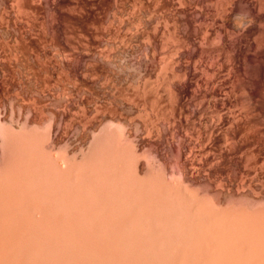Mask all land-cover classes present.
I'll use <instances>...</instances> for the list:
<instances>
[{
    "label": "bare ground",
    "instance_id": "obj_1",
    "mask_svg": "<svg viewBox=\"0 0 264 264\" xmlns=\"http://www.w3.org/2000/svg\"><path fill=\"white\" fill-rule=\"evenodd\" d=\"M70 1H72V0H0V244L2 245V246L0 245V252L3 253L2 251L4 249L7 250L8 248L10 250H11V248L14 249V251H12L14 253H12V252L6 253L4 251L5 253L0 254V263L2 262L1 264H5V263L7 264V262H8V264H10V263L14 264L16 262V264H17V261L19 260L18 261V264H24V263H21V262L29 261V259L27 260V256L28 255H25L26 256V259L24 260V258L21 259V256L22 255L20 254V253L23 252V249H24L23 247H22L23 249L20 248L21 246H24L23 243H22L24 241V239H25L24 237L26 235H28L27 230L25 229V226H23V225H25L27 223L29 224V225L27 224L28 227L29 226L32 227V225H33L34 226L33 228H35V229H32L31 228V230H34V232L33 231L32 232L34 233L35 236H37L36 233H38V236H39L40 233L38 232L39 230L37 229V228H39L38 227L39 225L37 226V224H38L37 222H36L37 224L35 223L36 224L35 225L34 224L35 221L40 222V224H42L43 227H44V232L42 233V236L43 235L44 236L46 235L49 238V241H51L52 239H54V240H52V243H51V242L47 241L48 239H46V236L45 237L43 236L44 239H45L44 240L43 237L40 234V236L42 237L41 240L43 239L42 241L44 242V245H43L42 241L40 240L41 241L40 243H42V246L40 245L41 246V248H40V246L37 244L39 242V240H38L39 237L37 238V240H38V241H36L37 243L32 242V241H34L35 236L33 237V233L31 232L32 233V241H31L32 243H29V245L32 244V247L34 248L33 250H36L37 249L38 250L37 252L39 254V251L41 252L43 250L42 247L45 246L46 248H48L49 243L51 244V246H54L55 244L58 243L57 245H55V246H58V249H55V248H53V247L50 246L51 248H49L47 250H51V249H53L51 251H54V250H58L59 251L60 250L59 252H61L60 254H62V256H63V258H62L58 254L60 256V261H59L58 256H55L54 255L55 257L58 258L59 264H60V262H62L63 259H64L63 260L64 262H65V260L67 261L68 258H66V256L68 257V254L67 253H69V250L68 249L66 250V247L70 246V243L71 242H72L71 244H72L73 247H74V244H75V243H73L74 241H71V242L68 241V239L69 240H72L71 238L68 237V234L70 235L71 231H72V233H71L72 235H74L76 233V231L75 230L73 231V228H70V227H74V229H76V227H77L76 230H78V229L80 230L81 228L83 229V227H81V226H84V224L87 225V223H88V224L91 225V222L90 221L87 222L88 220H85L84 219V221L86 222L85 223L82 220L83 219V216H81V215L84 214V213L86 214L85 211L87 210L86 209L85 211H83L85 209V207L86 208L88 206L91 207V208H89L90 209L89 214L87 213V215H89V216L86 215V217H85V218L88 217L87 219H89L90 217H93V216H90V212L91 211H92L91 214L93 215V212H94V208L93 207H96L98 209L97 211L101 212L102 215H103V213H107L112 208V210L109 211V212H113L114 210L115 211L113 213H111V214H108L109 217L112 216V214H113V216L118 217L117 215L119 214V211H121V209H120V207H119L118 204H120V203L123 204L121 206L122 209L126 205H128L127 202H129L130 205H132V201L134 199L132 198L133 195L131 193L134 192L136 194V192L138 191L137 195L136 196H133V197L135 198L137 196H141L140 197L141 200L137 197L138 198L137 200L138 201L140 200V201L138 202V201L135 200L133 203H135V204L136 203H142V205H144V204L146 205V202L149 200L150 202L148 201L147 202V205H148V203H149V205L150 204H153L151 206L148 205L149 207H147V205L146 206L144 205L145 207H147V209L144 206H142L143 207V211H144V209H145V211L146 210H149L148 208H150L152 206H154L155 208H156V206H159L160 209H162V210H158L161 214H162L163 211L165 212V210H167L169 212V215L171 214L170 217L171 216L172 217L173 216L174 217H179L180 216V218H181V216H182V219L179 218V220H178L179 221V225L181 223H183L184 221H189L190 222V223H187L186 224V225L189 226V229L186 226L187 227V230L186 229L185 230H186V235L188 234L187 235L188 236L187 237V239H188L187 240V243L188 244L190 242V239L189 238H192L191 239V242L192 243H190L191 245L189 244L192 247L190 248L187 244H185L186 243V241H185L186 240L185 239L186 237H183L184 240H182V239L179 240L178 239L179 236H177V235L174 236V237L176 239H178L179 243L181 241L182 244H183V241H185L184 242V245L180 246V244H181L180 243L178 245L179 247L177 245L176 246H173V244H175V242L177 240L175 241V239L171 238V236L173 235V232L172 231H175L174 229H178L179 231L178 230L177 231L179 233H180V230H181L182 235H183V233L185 234V232H183V231H185L183 229L184 225L181 224L182 225V229H180L181 228L180 227L181 225L179 226L178 223H177L178 221L175 219L174 221L177 224L175 223L173 225L174 226V229H171V232L172 233L169 232V231H167V232H169L171 234H168L169 236H167V234H166V239L167 240H165V238H164V240L167 241V242L168 241H171L173 239L172 240V242H173L172 245H171L170 242L169 243H166V245H168V247H171V248L173 247V249L168 248L167 246H166L167 248H163L162 249V246L163 247L165 246V245H163L164 243L160 247L157 242H159L160 240L164 242L163 237L161 239V238H159V236H161L160 234H162L163 231H166L169 228H166V226H165V229L166 230H163V228H160L159 225H161L160 223H164L163 220H165V218H166L165 216H168V220H169L170 219L169 218V215L168 214L166 215L164 213L165 215L163 214V220H161V222H160V218L159 217L161 215L159 213H157V214L160 215V216L158 215L159 216L158 217L159 218V222H158L157 221L158 220L157 218H155V219L152 218V217H156L157 216V215H155L156 213L154 211H156V212H158V211L155 210V209L152 211V209L150 208L151 209L150 211L154 212L153 213V216L151 217V219H153V222L155 221V222L159 223V225L157 223H156V225L159 226V227L157 226L158 228L162 229L161 230L162 233H161L159 231L160 229H156L155 228V224H154V229H156L160 233L159 234L158 232H155L156 230H154L152 228L153 231L155 233H157L156 235L159 234V236H156L154 234V232L152 231V229H151V226L152 225L149 224L152 220L148 219L149 223L148 224L147 223L145 224L146 221L144 219L145 216H146V220H147V217H148L147 215L150 214L149 216H151V213L152 212L151 213H148L149 211L148 212H145L144 211L146 213V215L143 212L142 213V217L143 218L141 217L142 219H140L139 216L141 215L140 212L142 211V207L140 206L141 204L139 205L140 211H138L139 209L137 208L138 207L137 206L138 204L135 205V206H137L136 207L137 209L134 208L135 206L132 207L134 205L133 204L132 206H130V208L132 207V209L137 210V211H135V213L136 212H139V215H137V217H136V214H138V213H136V214L134 213L135 215H133V216H135V219L136 218L138 220L140 219L139 220L140 222H143L141 220H144V222L142 224H145L147 226L150 225V227H148V229L149 230L151 229V231L153 232L152 235H151V234H149L150 232H145L147 230L146 229L147 227H145V228L142 227L145 230L142 229V228L140 230L138 228V230H139L138 233L140 231L142 233V231L144 230V232L141 235V239L140 238H138V239L139 240H142L143 235H145V233H147V234H149V236L146 234L144 237L147 238V237H150V235H151L152 238H155L156 237L155 238L156 241H157V238H158L159 241H157V242L154 241V242H156L157 245L156 244H152V242L147 243V245L139 244L138 245V248L140 247V249L137 248L138 251H136L135 253L133 252L132 249H130L131 244H132V247L134 246L133 244H137L136 243L137 241H134V239L135 240H138V239L131 235V234H133V232L135 230H136L135 233H137V229H135L133 231V230H131V229H134L132 225H131L132 227H130L131 228L130 229V228H127V225L125 226V225H121V224H125L124 222H127V224H128V221L129 222L131 221L130 223H133L132 220H135V219H134V217H132L133 219L131 218L132 213H131L130 210H132V209H129V210L127 209V212L129 211L128 212V216H127V212H126V216L127 217H125V213L122 214V212H125V210H123V211L120 212V214H122V215H120V214L119 215L121 217L124 216L127 219V220L125 219L126 221H123V222H122V220H120V217L119 218H115V217L112 216V218H108V217L106 218V216H108L107 214H104L106 216L103 215L105 217V220L107 219V222L106 221L105 222L104 221H101L102 218H103L102 215H99L98 214L99 212H96V214H98L100 216V217H98V218H100V221L103 224L105 223L104 225H106V226L107 225L110 226L111 224H113V222L115 223L117 221V219H118L119 221L115 223L116 225H113L114 228H115V226H117L118 228H119V226H121V228L125 226L127 229H130L131 231L130 230L127 231L124 228L127 231L126 233H128L129 236H124L125 233H121V234H124L122 236H124L125 238L126 237L134 238L133 241L135 242V243L134 242L131 243L132 241L127 240V242H129V245L130 246H128L127 244H123V250H121V251H124L125 250L124 251L125 253H128V250H129V253L130 254L128 253V255L131 258L134 257V260L130 259V257L126 258L127 259L126 260L125 257H127L128 255L127 254H124L123 252L122 253L120 252L121 255H122L120 257V255L117 254V253L120 251V250L118 251V249H122V248L119 247V245L121 246V244H122L120 242V240H121L120 238L122 236H119L118 237L120 240H116L118 238L115 237L114 235H115V232L117 231L116 230L117 228H115L114 235H113L112 232H113V229L114 228H113L112 225L111 226H112L113 229H112V232H111L112 234H111L110 233V231H111L110 227L111 226L109 227V230L108 229H103L101 227H103L104 225L100 221H98L97 224L102 225L100 227L98 225V229L97 230L98 231H101V233L100 232L99 233L102 234V230H103V233L105 235V232L104 231L106 230V232L107 231L109 232V233L107 232L106 234H110L111 236L113 235L116 239L114 237H112V238L115 239L116 242L118 241L117 242L118 246L115 244L116 242L114 241L115 243H113V244H115V245H112L111 244L112 247L111 246H109V247H111L112 249L113 248L115 249V248H118L119 247L116 251L115 250H110L109 247H108L109 251L108 250L106 251V249H105V251L104 250H99V251H101V255L99 254L100 258L106 252V255L108 254L107 257L109 259L110 258V255H111V252H112V254H113V255H111L112 257H117L116 255H118V257H120V259L122 258L121 259L122 261H120L118 257H117L118 260H117V258H115L117 260V262L119 261V263H117V264H123V263H120V262H123V260H124L125 263H128L129 264L130 262H128V259H130L129 261H133L134 263H136L137 261L135 262V260L136 259H139L138 256H141V258H143L142 255H144V254H142V253H145L144 258H143L145 260V257H147L146 256V253H149V250H148L147 246H148V244H152V246L154 245V247L157 246L156 248H158V246H159V248H158L159 251L162 249L163 252H167V253L169 252L170 249H171L170 253H172V251L178 247L179 248L178 250L181 253H182V251L186 252V255H185L184 252H183L184 255L180 253V255H183L182 257H184V256L185 257L186 256H190V253H191V255H192V253L193 254L194 253H198L197 258H196L197 259V262L198 261L200 262L202 260V258H203L202 262L205 263L204 262V259L206 261V259L209 257V255H211V256L214 257V259H211L212 257L210 256L211 258L210 259L209 258L207 259V261H210V262L205 263V264H264V206H262V205L259 206V204H258L257 205V208H254L256 206V205H254V207L251 210V209H249L250 207H246V206L244 207L243 203L239 207L237 205L238 203H236V206L237 207L235 209H233L232 212L230 211V213H227V209H225V208L227 206L229 207L231 205V203H228L227 201H228V199L231 196L232 197L233 196H235V197H238L239 196L240 191H238L239 190L238 188H240V187H238V186H240V185L237 184L238 181H237L236 178H234V176H233V178H234V180L235 179L236 180L235 181H231V182H233V184H234V182L237 181L236 184L238 185L237 186L238 188L236 187V189H235L233 185L228 184L229 182L227 183V180H226V178L224 176L225 173H224V169H223L225 166H223V168L221 166V165H225V164H221L219 162L221 164L220 165L221 168L223 169L222 170L220 168V166H218L219 165L218 162H216V164H218L217 166L219 167V169H221L220 171H217V168L216 169L214 168L215 165L214 166L211 165V164L209 165V163L207 164V162L206 163L204 162L207 159H204V161H202L203 163L202 162H199V161H195L196 163H194V161H193L194 159L191 160L190 159L191 155L189 154L190 151H191V153L194 152V151H192L193 148L192 147H189L191 149L189 150V152H187V149H189V148H186L185 145H182L183 147L181 146L182 147L181 148V147L177 146V144L175 142V136L174 135L176 133H178V132L175 130L176 127L174 126L175 124L173 123V122L177 123L176 121H174L175 120V117L174 116H173V119L174 120L173 119L171 120L173 122H170V123H173L174 124L172 127H175V128L172 129V130H175L176 131V132L174 131L175 134L171 131V129H167V127H165L166 129L163 128V127L162 128L157 127V129L154 130L153 135L151 134L152 136H146L144 134L145 132L143 133L144 135L141 134L140 129H139L140 133L138 131H135V130L132 131V127L134 126L135 123L138 122V121L137 122H134L135 121L134 120V116L136 115L135 116V118H136V117H138L137 114L139 115L140 113H142L141 103L139 101L133 102L134 100L137 99V98L136 99H133L134 97L132 98V101H131V99H129L130 96H128V98H127V96H125V92H124V95L121 93L119 95V97H113V99H112L111 98L112 95L107 96L106 93L103 92L101 88L99 89V87L97 86V82L96 81L98 80V78L95 77V78H97V80H96L93 76H97L98 74H107L108 76H112L113 77V73H114V71L116 72V70H115V68L111 67V65L112 66H113V64L115 65V62L118 63V59H120L121 54H124L126 56L125 57L126 60L123 59L124 56L121 57V61H122V59L124 61H126V62L123 63V64H125V66L124 65L123 66L121 65L123 67L122 70H124V69L126 70L127 68L128 69L130 68L129 69L130 72H131V70L133 72V69H135V71L137 72L136 74H138V76H139L138 78L139 79H142V81H143L144 78L146 79V77H148V75H150L152 72H154L153 70H154L155 64H154V61L151 60V59H152V57L154 59L157 56V54H155L153 52L154 54H152V57L150 59V56L151 55L149 54V52H150V49H152L151 51H155L156 48H159L160 46H162L161 44H163V42L161 43V41H164V40H162V39H164L162 34H161V38L159 37L161 32H160V30L159 31L157 30L159 28V26L157 24L156 25L158 27L156 28V31H154V29H152L153 32H150V33H152V35L149 34V37L152 36L151 38H153L152 39L153 42H151V40H150L151 38H149L150 43H148V46H150L149 44L153 43V45L151 44L153 47H150V48L149 47L148 48L146 47V49H144L145 51L143 53L142 52L140 53V51H142V49H140V50L139 49L138 50L137 49L133 50V48H132L133 46L130 45L133 39H131L130 36H129V38L127 40H125V41L123 40L124 41L123 43H125V45L123 46V51L120 50V49H116L118 51V53L116 52V54H115V52H113L114 55L111 54L112 56H115V58H117L116 61H115L114 57L112 58L115 61L114 63L112 62L113 64H109L108 61L110 59L107 61V59L110 58V55L108 56V55H105L106 53L104 54V53H100L98 51H97L98 53H95L96 51H93L92 48L91 49H88V50L86 49L87 52L86 51H83L84 53H82V54L78 53V54H80V57H79V60L78 61L76 60L77 62L76 61H74V63H71V62L68 63L67 62L68 63V69H69L68 70L69 71V74L68 75L70 77H72L73 79H75L77 82L80 83V85L79 86H76V88L74 86L75 91L73 90V92L70 93L71 95H74V93H75V96L76 97H72V98L69 97L70 98L69 99L67 97L68 94H66L67 93V91H66L67 88H65V86L60 88V87H58L59 85L58 86L57 85L56 86L53 85V87H52L53 89H52L50 87V85H47V83L45 81V78H43V72H44L45 69H47V66L48 65H46V66L44 65V64H46V62L43 63V64H39L37 62L38 65H36L35 63H32V61L36 59V58L33 59V57L36 54H39L40 55V53H42V46L44 48L43 42L47 38H49V36H52L53 39H55L57 41V43H61L62 41L64 42V40H62V37H63L62 35L65 33V29L63 27L64 24L62 23V20L63 19L61 20V18H63L64 11H62L61 8H63V7H61V6L62 5H66L67 6L68 3H70ZM83 1H86L87 6L89 5V3L92 2V0H91V2H89L90 0H83ZM102 1L101 2L99 1V2L102 3ZM155 1H157V0H155ZM113 2H114L113 3L114 4L113 5L114 6L113 8L117 11V14L115 13L116 15L122 14V13H124V14L127 13V11H126L127 8L126 7L128 6L130 0H114ZM159 2H161V0H159ZM83 3H85V2H83ZM83 3H81V4L83 5ZM95 3H97V1H95L93 4L95 5ZM156 3L158 4V2H156ZM94 5L91 6L92 7V10L95 9L96 6H97V5L96 6H94ZM160 5H162L163 8L165 7L164 10H163V12L165 11L166 8L168 10H170V12L171 11L173 12V13L171 12L173 15L170 12L169 13L171 14V16H173L172 25L174 24L173 25L174 28H173V32L171 31V28H170V30H169L170 31L169 33L170 34H169V37H167L169 39V41L166 40V42L167 41L168 42H171L170 46L176 52V53H174V52L173 53L176 55L178 64L177 63H174L176 60H174V62H173V61H171L169 59L168 61L173 62L174 65L177 64L178 65V69L177 70L179 71V73L176 72V73H178V75L176 74V76H175V72H172L176 78H174V76L172 75L173 78H171V80L172 79H174V80H172V82L170 83V86H169V88H171L170 89L171 91L169 90L170 93H171V97L173 96L174 98L173 97L172 98H173V100H175V102L172 103L173 105L172 104L170 105V107L171 106L174 107L173 108L174 110L172 109V107L170 109V110L174 111L173 114L171 113L172 115H175V114H179V115L186 114L187 115L186 118H185V116H183V117L185 119H187L188 118V114H190V113H193L194 114V110L191 111V109L196 108L195 106H197V105L196 104H193V106L194 105L195 106L193 108H191L190 105L192 103L190 102L191 104H188L189 103L188 101H192L191 99L196 100V102L199 101V100H197V99H199V98H197L199 94L196 95L199 92L196 91L197 88L194 91V88H193L194 87L193 86L194 82L193 81H195V84L202 83L203 82L202 84L203 85L204 84H207L208 87H210L213 83L216 84V85H214L215 87L218 85L216 88L214 86H212L215 89L212 88V87H210V89H212L211 92L208 91V90H206L207 88L204 89V90L202 89V90L204 92H206L207 96L208 95H211L212 96L211 98H213V97H214V99L217 98V99H219L218 101H220V99H221L220 102H222V100H223L224 101V102H222V105H223L224 103L226 104V101L227 102L229 101V100H227L228 99L227 96H229V94L232 95V93H234L233 91H238V90L241 89L240 86L242 84L244 85V82H245V78L244 77L241 78V77L242 76H245L247 78V80H248V82H249L250 85L248 84L249 87L247 86L248 87L247 88L248 89L247 94L244 92V91H246V90H244L246 88V86L245 85H244L245 87L242 86V87H244V88H242L244 91H242V90H240V91H242L243 93H245L244 96L240 97L241 96L240 93H239L240 91L239 92H236V93H238V95H240L239 97L241 98L240 99V98L237 97L238 100L240 99L239 101H237L238 102L237 104H239L240 101H242V102L244 101L245 102L244 99H247L245 97H246V95L248 96V94L250 95L249 96L250 98L251 97L252 98L253 97L255 98V99L253 98L254 101L256 99H259L260 97L264 99V97H262V95L264 94V0H162V3L161 4L159 3L158 6H160ZM69 6H70V4L68 5V8H69ZM93 6L95 8H93ZM99 6L101 7V5H99ZM82 7H84V6H82ZM91 7H89V8H91ZM132 7H134V6H132ZM68 8H66V9H68ZM86 8L87 7L83 8L84 11L86 10ZM66 9H63V10L66 11ZM167 9H166V11H167ZM75 10H76V8H75ZM87 10H89V9H87ZM125 11H126V13H125ZM209 11L213 12V14H210L211 12L209 13ZM86 12H85L84 15L87 16V14H89V13L88 12L86 13ZM90 14L93 15L92 13H90ZM90 14H89V16H91ZM94 15L92 17H94ZM96 15H98V14H96ZM108 15H109V13H108ZM111 15H112V13H111ZM210 15H213V17H214L211 20L213 23L210 22V20H209ZM64 16H66V15H64ZM124 17H125V15H124ZM89 18H91V17H89ZM169 18H170V16H169ZM64 19H66V18H64ZM110 19H112V18H110ZM41 20H42V22H41L42 24L47 21V23L49 25L46 28H48L49 30L47 29L48 31L47 30L45 31L43 29L44 30V31L42 30L43 31V34H37L38 27H41L40 26L41 25L40 24V21ZM85 20L87 21V18ZM168 20H171V19H168ZM115 22H116V20H115ZM207 22L208 23H211L213 25H216V27H218V29H219V30H216V35H218L217 36L218 47H215V45H214V44L217 45V43H216L217 40H214L216 38H215V36H213V38H214L213 39L214 40V44H213V46H212L211 43L208 44L209 46L211 45L209 47V50H213V51L214 50L215 51L218 50L215 53L218 55V52H219V53H221V54H223L225 56L224 57L222 55L224 58H226V62L224 61L225 64L223 66V63L224 62H221L220 61V60H222L221 57H220L221 54H220V56H218V58H220L219 61L222 63V66H220V67H219V62H218L217 58L215 59L216 61L215 60H214V62L212 61V63H215V62L217 63L218 62L217 63L218 66H217V64L216 65L214 64L217 67L216 68L213 67V69L211 70V71L214 72V75H213L214 76V79L212 77L213 80H210L211 78L208 77V75L210 76L212 73L211 74L210 73L208 74L209 68L206 67L209 64L207 61H211L212 60V58H210V60H209L207 58V56L205 57V55H207L209 53V52L206 53L208 51L207 50L208 47L205 49L207 51L203 53V50L200 52V50L202 49V47L200 48V45H198L199 48H200V50H199L198 47H197V45H196L197 42H199V39H202L200 37L205 36L204 35V32L205 31H203V27L200 26L199 23H201V25H204L205 26V23H207ZM155 23H157V22H155ZM211 24L209 26L210 28L213 27V25L211 26ZM103 25L105 26L106 24L103 23ZM206 25H209V24H206ZM120 26H123V25H120ZM201 27H202V29H201ZM209 27L208 26H205L204 29L206 28L207 29L206 31L208 32V30H210ZM165 28H168L169 29V27H166V26H165ZM214 28H215V26H214ZM39 30H41V29H39ZM120 30H121V27L120 28L118 27L117 28V33H120L121 32ZM123 30H124V27H123ZM213 31H214V29H213ZM217 31H219V33ZM212 32H209V33L211 35L215 34V32L213 34H212ZM66 34H67V32H66ZM208 34L205 37V38H207V40H208V37H207ZM256 36L258 38L260 37V41H258V39H256L257 38ZM123 38H125V37H123ZM205 38L203 40H205ZM121 39H122V37H121ZM203 40H201V42ZM206 41H204V42H206ZM46 42H47V40H46ZM147 42H148V40H147ZM206 43H209V41L206 42ZM199 44H201V43L199 42ZM104 45L106 47V44H104ZM104 45H103V47H104ZM121 45H123V44H121ZM163 45L166 46L165 44H163ZM203 45L205 46V43ZM60 46H62V45H60ZM168 46H169V44H168ZM194 46H196L197 48L196 47L195 48L198 49L199 52L204 55L203 56V55H201L199 53L197 54V55H200L203 58V59L201 58V60H202V61L200 60L201 62L194 61V59L196 57L194 59L191 58V59H193L194 63H197V64H195L196 65L195 67H193L194 65H190L189 64L190 62L189 63H186L185 62V59H187V60L189 59L190 60V57H188V56H192L191 51L193 50ZM53 47H54V45H53ZM96 47H99V46H96ZM116 47H117V45H116ZM213 47H215V48H213ZM134 48H135V46H134ZM109 49L110 50L112 49L111 46H110ZM164 49L165 48H162V51H165L166 50V49L165 50ZM46 50L44 48V52ZM101 50L102 49H100V51ZM156 50H158V49H156ZM198 50H197V52H198ZM195 52L196 51L194 50V52H192V53H195ZM60 53H62V52H60ZM215 53H213V54H215ZM48 54H50V53H48ZM174 54H172V55H174ZM213 54H211V55H213ZM216 54L213 55L214 58L216 57ZM71 55H72V53H71ZM175 55H174V57H175ZM194 56H196V54H194ZM200 56H198V57L200 58ZM38 57H40V56H38ZM68 57H70V56H68ZM71 57H73V56H71ZM174 57L172 56L170 58L173 60ZM48 58H50V57H48ZM48 58L46 59V57H45L44 59L48 60ZM199 58H197V59H199ZM206 58L208 60H206ZM58 59H60V58L58 57ZM204 59L206 60V62H204L205 61ZM40 61H43V59H41ZM155 61H156V59H155ZM249 61H252L253 63H257L258 67H257V65H255V66L258 68V75L256 73L257 70H251L252 68L253 69L255 68L254 66H252L253 64L251 65L252 68L251 67H250L251 69L249 68V66H250V64H248ZM33 62H35V61H33ZM160 63H158V64H160ZM192 63L193 62H191V64ZM205 63H208V64L205 65ZM61 64H62V62H61ZM108 64L110 65V68H108V69H110V71H111V69L113 68V70H114L113 72H111L112 75L109 74L110 72L107 70V67L109 66ZM168 64L169 65L167 66V63L166 64L164 63V65H166L167 67H169L170 66V63H168ZM211 64H209L210 67H212ZM56 65H57V63H56ZM172 65H171V67H172V70L174 71V69H175L174 67L175 66L173 65L174 66L173 67ZM48 67H51V69L54 68V67H52V64L49 65ZM120 67L118 68V70L119 69L121 70ZM202 67H206V69L208 68V70H205V69H202L201 70L200 69L201 72H203L204 74L203 73H199L200 70H198L199 68H202ZM247 67H248V69H247ZM64 68H66V67L64 66ZM164 68H165V66H164ZM116 69H117V67H116ZM118 70H117V72L119 73L120 71H118ZM203 70H205V71H203ZM225 70L227 71V74L224 73V72H226ZM249 70L255 71L254 73H256V75H257V77H259V79L257 77H255L256 75H254V80L256 79L254 81L252 79L253 76H250L251 74H249V72H247ZM135 71H134V73H135ZM46 72L47 71H45V74H46ZM122 72L120 73L121 75H122ZM246 72H247V74L251 78L246 74ZM205 73L208 74V75L207 74L206 75H207L208 78H210L209 80H208V78L203 79L204 78L203 75H205ZM251 73H253V72H251ZM48 74H49V72H48ZM120 74H118V75H120ZM128 74L126 76H128V77L131 76V75H128ZM158 74H159V72L157 73V76H158ZM167 74H168V72H167ZM201 74H203V75H201ZM114 75H115V73H114ZM152 75L150 77H152ZM206 75H205V77H206ZM98 77H99V75H98ZM116 77L117 78L118 77L120 78L121 76H117L116 75ZM238 77L240 78L239 81H238ZM60 78H62V77H60ZM109 78H111V77H109ZM126 78L123 79V81L124 80L125 81H128L129 80V78H127L128 80H126ZM163 78H165V77H163ZM241 80L243 81V83L241 82ZM34 81H35V83H38V85H39L38 87L40 88V90H36L38 93L37 92H36L37 94L35 93L37 95L36 97H38L37 99H35L36 97L35 98H33V97L29 98L28 97V96H32V95L34 96V92H32V91H35V89L37 88L36 87L34 90L32 89V88L35 87L34 86L35 84H32ZM119 81H122V78ZM236 81H238L236 83V86H237L238 83H240V85L237 86V90L236 89L234 90V86H235V82ZM70 82H72V80ZM169 82H170V80H169ZM48 83H50V82H48ZM107 83H109V82H107ZM117 83H118V81H117ZM122 83L125 84L126 82L125 83L122 82ZM136 83H137V80H136V82L134 84H136ZM132 84H133V82H132ZM230 84L231 85L233 84L234 86H231ZM71 85L72 84H70V86ZM73 85H78V84H76L75 81H74V84ZM68 86H66V87H68ZM135 86H137V84ZM160 86H162V85L160 84ZM203 87H206V85L203 86ZM165 88H166V86H165ZM198 88H200V90H201V87L200 86H198ZM68 89H70V88H68ZM53 90H56V94H58V95H54V93L52 92ZM197 90H199V89H197ZM68 92H70V91H68ZM195 92H197V93L195 94ZM200 93H201L200 94L201 96L202 95L205 96L204 95L205 93L202 94L201 91H200ZM157 95H155V96H157ZM200 95H199V97L201 98ZM233 95H232V97H229V99L230 98H233ZM113 96H116V95H113ZM141 96H142V94H141ZM207 96H205L206 98L205 97L204 98L207 99ZM235 96H234V98L237 100V98ZM55 97H56V100L54 101ZM225 97H227V99ZM52 98H54V99L51 100ZM242 98H244V99H242ZM8 99L11 100V102L9 103V105L5 103V101L8 100ZM217 99H215V100H217ZM251 99L249 100V98H248L247 101L252 102L253 99L252 100ZM50 100L51 101H54L56 103H55V107H54L55 109L52 112L51 117L48 118V117H45V116H47V114L44 116V111H46L45 110L46 108L44 109L43 108L44 107L43 105L46 104ZM159 100L161 101V99H159ZM200 100H203V98L200 99ZM215 100L213 101V104H214ZM91 101H96L97 104H98V102L100 104L103 103L104 105L109 106L112 111L110 113L104 112L106 114H102L101 116L99 115V116H95V117L93 116L94 118H92V119L91 118L90 119L88 118V120H85V122H84V127H85L84 128V131H88V130L91 129L92 130V134H91L92 137H91L90 140H88L89 142L86 141L87 144H89V145H87L89 147V149H85L86 150L85 151L86 152V155H83L84 157L83 156L81 157V158H84V159L83 160H77L78 159V156H80L79 155L80 153L77 150H75L76 152H78L77 153L78 154L77 158H76V153H75L74 150L73 151H74L75 154L73 152L70 153L71 151L68 152L69 151V148H72V147H68L67 146L69 144V143H67L69 141L68 140L69 139V131H68L69 130V123H68L69 120H68V114L79 103H81L82 106H85L86 107L88 104H91L90 103ZM232 101H233L234 104H236L234 100H231V102ZM247 101L245 102V104L243 103L245 106H243V104H241L242 102L239 105H242L243 107H247L248 106V105H246L248 103ZM36 102H38V103L41 102V104H42L43 107L42 106H40V107L42 109L41 108L39 109V108L35 107V105L37 104ZM258 102H259V100H258ZM200 103H201V101H200ZM202 103H203V101H202ZM204 103H205V101H204ZM261 103L264 104V100ZM261 103H259V104H261ZM206 104H209V103L207 102ZM211 104L208 105L209 107L205 106V108L207 107L206 108V111H207L208 108H210ZM227 104L229 105V103H227ZM227 104L225 105L226 107L225 106H220V104H218V102L214 105V107H216L215 109L217 111L220 109V111H218L220 113H218V112L216 113V115L219 114V116H217V117H219V121L216 118V116H214L216 118V120L218 122H220V123H218L216 120H213V119L212 120L213 121H216L219 125H221L222 122L224 123V122H226L228 120L227 119L228 114H226L228 112H226V113L224 112V111H226L225 108L228 107ZM251 104L253 106H255V102H254V104L253 103H250V105ZM256 104H257V102H256ZM259 104L257 105V107H254L253 109H255V108L256 109H258V108L261 109L262 107H264L263 104L260 105L261 107L259 106ZM200 105H198L199 106V109H200V107H202V104H200ZM239 105H237V107ZM252 105H251V107H252ZM37 106H39V104ZM78 106H80V105H78ZM237 107H235L236 108V111H238ZM251 107H249L250 110L252 109ZM229 108L230 107H228V110L231 109V108L230 109ZM233 108L231 109L232 111H230V112H233ZM249 108H246V110H247L246 111L244 108H242L240 106V110H242V112L244 111L245 113L248 112V109ZM81 109H83V108H81ZM81 109H79V110H81ZM150 109H151V106H150ZM203 109H204V106H203ZM85 110H87V109H85ZM170 110H168V113L170 112ZM216 110H214V111L216 112ZM250 110H249V112H250ZM261 110H263V108ZM203 111H205V109L202 110V112ZM209 111H207L206 114H208ZM214 111L212 112V114L214 113ZM256 111L255 112L258 113L257 116H259V112L260 111L259 110H256ZM47 112H49L48 109H47ZM255 112H253V113L256 116V113ZM74 113H75V111H74ZM94 113H95V111H94ZM168 113H167V115L170 116L171 114L169 113L170 114L169 115ZM195 113H196V111H195ZM49 114H48V116H49ZM91 114L93 115L92 112H91ZM161 114H163V113H161ZM203 114H204V112L202 113V115ZM212 114H209V115H211V117L214 118L213 115H215V113L213 115ZM234 114H235V112H234ZM238 114H239V112H238ZM246 114H244V115L246 116ZM254 114H251V115L254 116ZM167 115H165V116H167ZM199 115H200V117L202 116L201 114H199ZM209 115H208V117H210ZM230 115H233V114L230 113ZM240 115H238V116L236 115L237 116L236 119L239 120L241 118V116H242V115L241 116ZM261 115H262V113H261ZM261 115H260L261 120H260V117H259V120H260V122L262 121L261 122L262 124L261 123H258L259 126L263 125V123H264L263 122L264 119H262L264 117L263 116L264 114L262 115L263 117ZM73 116H74V114H73ZM189 116L191 117V115H189ZM239 116H240V118H239ZM245 116H243V117H245ZM247 116H246V120H247L246 122H249V120H250V122H252V121H254V119L256 120V118H257V116H256V118H255V116L253 118H249ZM192 117H193V115H192ZM196 117H199V116H195V118ZM233 117L235 118V116H232V118ZM202 118H201V120H202ZM204 118H203V121H204ZM137 119H139V118H137ZM176 119H178V118H176ZM233 119H232V125H230L231 129L229 127V130H231L232 133L228 132V135L229 134H232L231 135L232 137H234V136L237 135L236 133H238V131H240L239 128L241 127V125H240V127L237 128L238 131H235L234 128L239 126L238 125L239 122L236 119H235V121H236L235 122ZM251 119H252V121H251ZM188 120H191V119H188ZM188 120H186L187 121V124H188ZM196 120H197V118H196ZM209 120L212 121L211 119H209ZM240 120H242V119H240ZM243 120H245V119L243 118ZM259 120L257 122H259ZM193 121H195V120H193ZM198 121H199V119H198ZM208 121H204V123L205 122H208ZM213 121H212V123L214 124L215 122H213ZM146 122H147V120H146ZM184 122H182V123H184ZM182 123L180 122L179 124H182ZM208 123L210 124V122H208ZM242 123L243 122H241L239 124H242ZM224 124H227V125L228 124H231V120L229 119L228 123H224ZM256 124L257 123L254 121V123L252 125L256 126ZM258 124H257V126H258ZM123 125L126 127V129H123V128H125V127H123ZM171 125L169 124L168 126L171 127ZM177 125H178V123H177ZM185 125L186 124H183V126H185ZM136 126H135V128H136ZM187 126L189 127L190 124H188ZM201 126H203V125H201ZM223 126H221V127H223ZM208 127L209 126H207V129H209ZM218 127L219 126H217V129H218ZM224 127H223V129H225ZM261 127H264V126H261ZM135 128H133V129H135ZM212 128H213V126H212ZM212 128L210 126V130H214ZM214 128H216V127L214 126ZM243 128H244V126H243ZM243 128H241V129L243 130ZM78 129H80V128H78ZM73 130H74V128H73ZM219 130H221V128ZM219 130H217V131L219 132ZM242 130H241V132H242ZM262 130H264V128H261V132H264ZM205 131H206V129H205ZM217 131H216V133H218ZM179 132H180V130H179ZM206 132H204L205 135H206ZM210 132L212 133V131H210ZM222 132L221 133H218V135L221 134V137L220 138H222V135H223V138H224L223 140H225V138H226V141L227 142H228V140L230 138L232 139V137H230V135H229V137H227L228 135H226V133H224V132L222 134ZM181 133H183V132H181ZM211 133H208V134H211ZM70 134L72 135V133H70ZM233 134H234V136H233ZM239 134H243V133H240L239 132ZM239 134H238V136H239ZM212 135L213 134H211V136ZM215 135H217V134H215ZM224 135H226V136H224ZM85 136H84V138L87 139V136L86 137ZM176 136H178V134ZM183 136H185V135H182V138L180 136L179 137L181 138L182 141H187V140H185V139H187V136H186V138L184 140H183V138H184ZM206 136H203V137L205 138ZM208 137H210V136H208ZM212 137H214V135ZM220 138L218 136V138L215 137L214 140L217 141V142H219L221 144V143H223L222 142L223 140L222 139L220 140ZM234 138L231 141H236V140H234ZM208 139H206V143L204 142L205 144L211 143V140L207 142ZM238 139L240 140V136H239ZM73 140H74V138H73ZM189 140H188V142L191 144V142H190L191 140L190 141ZM178 141H179V139H178ZM204 141H205V139H204ZM226 141H224V142H226ZM237 142H238V140H237ZM239 142L241 143V141H239ZM228 143H230V142H228ZM190 144H189V146H190ZM217 144H214V145H217ZM227 144L225 143V145H227ZM178 145H181V144H178ZM207 145H206V147H207ZM214 145L212 146L214 150H219L220 149L218 147H217L218 148L217 149L216 146L214 147ZM235 145H238V144H235ZM235 145L234 144L233 145H230L229 144L227 146L228 147L229 146H232L233 148H235L234 147ZM81 146H80V148H81ZM239 146H241V144H239ZM66 147H68V148H66ZM75 147H77V146H75ZM195 147L196 148H194V150L197 149V146H195ZM206 147L203 148L204 150H202V151H204V152L207 151V153H208V150H210L212 147H210L209 145H208L207 149H206ZM209 147H210V149H208ZM224 147H225V149H224ZM228 147H227V150H226V146H222V149H223V151L225 150L227 152H228V150H230L231 153L230 152L229 153L231 155H232V152L233 151L236 152V151H239L238 149H240L237 146L238 148H237L236 151L235 150L231 151V148L232 147L231 148L230 147L228 148ZM67 149H68V151H67ZM213 149H212V151H213ZM81 150H83V149H81ZM87 151H88V154H87ZM212 151L210 150V152H211L210 154H212ZM220 151H221V149H220ZM146 152H149V154L152 153L153 155H155L159 159V161L161 160L164 163L167 161V159L169 158V156L172 157V155L175 154L173 156H176L175 158H177L178 161H179V163H180V164H178V167H179V165L181 167L180 171H179V168H180L179 167L176 171H174L175 169L174 170L172 169L174 171L173 172L169 168L170 166L168 167V166H166V165L163 164L166 167V168H164L163 165H162V163H161L160 166H162L164 169H163V171H161V170L159 171L158 170L159 168L157 169V167H156V163H154L155 164L154 165L153 162L152 163L151 162H148L149 161L148 159H147L148 161L146 160L147 162L144 161V159H145L144 157L146 156L145 154H147ZM204 152H202V154ZM227 152H224V153H226L228 155ZM207 153H205V156H202V157L205 158L206 156H208L209 153L208 154ZM218 153H219V151H218ZM152 154H151V156H152ZM193 154L194 153H192V156H193ZM220 155H221V153L219 155H217L219 157H215V158H218V159L220 158L221 159ZM231 155H229V156H231ZM237 155H239V154H237ZM221 156L224 157V155H221ZM239 156H237V157H239ZM196 157L197 156L194 155V158H196ZM70 158L73 159V160L71 159L73 161V163L71 162ZM209 158L212 159L213 157H208V159ZM240 158L242 160V157L241 156H240ZM240 158L238 160H240ZM177 159H174V160H177ZM228 159L231 160L233 158L231 156V159H230V157H228ZM228 159H227V161H228ZM169 160H172V159H169ZM201 160H203V158H201ZM241 160L239 162H242ZM214 161H212V162L214 163ZM231 161H233V160H231ZM231 161H228V162H231ZM228 162L226 163L224 161V163H226V164H228ZM167 163H169V162L167 161ZM158 164H159V162H158ZM229 164L231 165V163H229ZM239 164L240 163H238V165ZM241 164L239 165V167L241 166ZM167 165H169V164H167ZM228 165H227V167H228ZM236 165H235V168L234 169H236V167L238 166V165L237 166ZM211 166H213V167H211ZM162 167H160V169ZM240 168L242 169V166ZM241 169H239V170L241 171ZM177 171H179L180 173H178ZM225 171L227 172L228 170L226 169ZM175 172H177L178 174L175 173ZM218 172H220V174ZM236 173H238V172H236ZM215 174H217V175L219 174V175H218V177L215 176L216 178L214 179V177H212V176H214ZM230 175L231 174H229V171H228V176L231 177L232 175L231 176ZM180 179H181V181H180ZM229 180H232V179H229ZM179 181L181 183H179ZM119 182H122L123 189L124 188L126 189L128 186H130L129 184L127 185V182H131L133 184L135 183V185L133 186V188L135 190H137V191L135 192V190H133L132 188H129L128 187L129 188V189L127 188L128 191L131 189V191H129L130 194H131V196H130V194L127 195V193H129V192H127L125 190H121L122 185L119 187ZM178 183L179 184H182L183 183L182 184V186L184 185L183 188H182L181 185H178ZM239 183H241V182L239 181ZM241 186H242V184H241ZM135 187L136 188L138 187L139 190L136 189ZM111 188H113V189H111ZM114 188H116V191H113V190H115ZM179 188H181L182 190L184 188L185 189L182 192V191H180ZM119 189H120V191H122V192L124 191L125 193H122L120 191L117 192ZM107 190L110 191L109 192L110 195L107 194L108 193ZM184 191H186L187 193L185 194ZM189 191H191L192 193L195 192L198 195V198L200 197L199 198L200 201L196 200L197 197L196 196L194 197V194H191V192L189 193ZM262 191L263 190H261L260 192L262 193ZM104 192H106V194ZM111 192L115 196L118 195L117 196L118 198L120 196V198H122L121 200L123 202H121V200H119L120 199L119 198L118 199L119 203H118L117 197L113 198V199H116V200H112L111 201L110 200V199H112V193ZM251 192L254 193V191H251ZM251 192H250V194H252ZM87 193H89V194L87 195ZM114 193H117V195L114 194ZM119 193H120V195H119ZM104 194H105V197H106L105 199H107V198L109 199L110 198L109 200L112 203L115 202V201H117V203L115 202L117 205L116 204L114 205V203L112 204V203L109 202V200L107 201L105 199H104L105 200L104 201L105 203H103V201H102V203H103L102 204L101 203V200L103 199V196H101L102 199H100L101 197L98 198V196L104 195ZM148 194H149V196H147ZM181 194L184 197H187L188 195L191 194L192 197L191 196H188L187 198H190L191 197V199H190L191 201L192 200H196L197 201V202L195 201L196 204L195 203L194 204L192 203V205H191L189 203V199H188V201H186V203L188 202L189 206L190 205L191 206L189 207L187 204H185L183 206H187V207H183V206L181 207V202H180L182 200V197H180ZM254 194H258V193H254ZM254 194H252L253 196H252L251 199H254L253 198L254 197ZM106 195L107 196L109 195V196L107 197ZM121 195H123V196H121ZM126 195H127L126 198L127 199L129 198V201L128 200H125L126 199L125 198ZM146 196L148 197L147 199H146ZM210 196H211V198L212 197L214 198V199H212V201L214 200V202H215L213 204L217 208V209L215 208L216 210L215 209L212 210L213 207L211 208V206H213V204L210 205V206H208L206 204V203H208V201L207 200H203L204 197H207V199H208V197H210ZM261 196H262V194H261ZM130 197H131L132 200L130 199ZM201 197H203V199ZM179 198L181 199L179 201L180 203H178ZM257 198H258V196H257ZM261 198H262V200H264L263 197H261ZM123 199L126 202H124ZM130 200H131V202H130ZM176 200H177V203H176ZM185 200H187V199H185ZM185 200H183V202ZM209 200L211 201V199H209ZM262 200H260V202H262ZM201 201H206V202H203V203L205 205H207L209 208L208 207H205V205ZM210 201H209L208 204H211L212 203V201L211 202ZM230 201L233 202L232 199ZM247 201L249 202L248 199H247ZM256 201L259 203V200H256ZM106 202H108V203H106ZM262 203L264 205V201ZM85 204H87L88 206L85 205ZM101 204L103 205L104 208L101 206ZM104 204H106L109 207L108 211H106V212H104V211L106 210V207L107 206L106 205L104 206ZM175 204H178V205L180 204V207H177V205L175 206ZM255 204H256V202H255ZM111 205H113V207H111ZM250 205H252V203H250ZM70 206L71 207L74 206L73 208H75L76 212H75V210L73 208L72 209H69V208H71ZM100 207H102L105 210L103 211V209L100 208ZM116 207H118L119 209H115ZM159 207H157L156 209H159ZM92 208H93V210H92ZM210 208L213 211V213L211 212ZM100 209L102 211H100ZM125 209H126V207H125ZM229 209H231V207ZM69 210H74V212L73 211L68 212ZM134 210H132V211L134 212ZM81 212H84V213H81ZM69 213H71V215L74 214L73 216H75V217L77 216L78 218H79V214H81L80 215V218L82 217L81 220H82V224H83V225H81L79 223V226L81 228L78 227V226L75 227V226L72 225V223L74 225L77 223V225H78V222H76V223L70 222L71 223V226H69V228L72 229V230L71 231H67V229H68L67 228L68 227L67 224L70 225V223H69L70 220L72 221L74 219L75 221H80L81 222V220L78 219V218H77V220H76L75 217H72L73 219H71V217L69 218V216H68V215H70ZM115 213H116V215H114ZM98 215H96V216H98ZM185 215L188 218H190V219L188 220L186 218L187 220L186 219L184 220L183 218H185ZM123 218H121V219H123ZM128 218H130V219L128 220ZM161 218H162V216H161ZM108 219H110V220L108 221ZM111 219H112V222H111ZM113 219H115V220L113 221ZM138 220H136L137 222L134 221L133 224H135V222L138 223ZM166 220H165V223H167ZM181 220H184V221L181 222ZM120 221L122 223H120ZM170 221H173L172 218H171ZM174 221H173V223H174ZM108 222H111V223L108 224ZM23 223H25V224H23ZM31 223H33V224H31ZM117 223H119V226H118ZM168 224L169 225H167V226L169 227L170 224H172V223L169 222ZM4 225H5V228L6 227H8V228L5 229L3 227ZM27 225H26V228H27ZM94 225H95L94 228H97L96 227V222H95ZM128 225H130V224H128ZM139 225L142 226L141 223ZM175 225H177L178 227L176 226V228H175ZM35 226H37V227H35ZM88 226H87V228H88ZM137 226L134 225L135 228H137ZM161 226L163 227V225H161ZM2 227L5 230H3ZM43 227H42V229H43ZM170 227H172V226H170ZM85 228L83 229L84 231H86ZM91 228H92V226H91ZM70 229H68V230H70ZM89 229H90V226L88 228V231H89ZM100 229H102V230H100ZM124 229L122 228L121 230L124 232ZM97 230H96V232H98ZM80 231H82V230H80ZM91 231L94 232V234H95V230L94 231L91 230ZM177 231H175V232H177ZM78 232L72 238H75V236H77L78 239H82L83 236H80V234H78ZM118 232H119V230H118ZM129 232H131V234H129ZM179 233H177V234L181 236V234H179ZM91 234H92V238L95 239V242L93 244L94 245L96 244L95 245L96 247H94V245L91 244V243H90L91 246H89L91 248L92 245H93V248H91V249H94V250L96 249L95 250L94 257H92L93 256V253H94V250H92L93 253H91L92 251L89 249V247H88V249L90 251V253H89L90 256L94 260V259H97L99 257V256H97V258H95L96 255L98 254L97 248L104 249L105 248L104 246H107L106 241L108 243L109 242L112 243L111 241L113 239L110 241L109 239H111V238L108 239V236H106V235L103 236L104 239H102L101 235L99 234L100 235L99 240L101 241V239H102V242H104V243H102V244H104V246H103V248H101L102 244L100 246V244H98L96 242L97 241L96 238L98 239L99 235H96L95 234L96 235L95 236L93 233L90 232L89 235H91ZM121 234L118 233L117 235H121ZM153 234H154V236H153ZM72 235H70V236H72ZM89 235L87 234V236H89ZM137 235L140 236V233L139 234H135V236H137ZM174 235H175V233H174ZM105 237L108 240H106ZM124 237H122V238L124 239ZM167 237H169V238H167ZM1 238H3V239H1ZM85 238H84V240L87 239L86 241H88V239H89V241L90 240H93L94 241V239H91V237L90 238H86V239ZM146 238H144L142 241H138V242H140V243L141 242H145L147 240ZM4 239H5V242H4ZM78 239L76 240V238H75L73 240H76L77 241L76 243H78L79 242ZM126 239H128V238H126ZM126 239H124V240H126ZM151 239H150V241H153L154 240V239H152V240ZM1 240L3 242H1ZM20 240H23V241L21 242ZM55 240H57V242ZM99 240H98V242H99ZM124 240H123V243L125 242ZM18 241H20V242H18ZM45 241L46 242H49V243H47L48 246L45 244L46 243ZM93 241H91V242H93ZM148 241H149V239H148ZM6 242H8V243H6ZM193 242H194V244H197V246L194 245ZM2 243L3 244L5 243L4 246H3ZM33 243H35V244H33ZM66 243L69 244V245L67 246ZM83 243H84V241H83ZM52 244H54V245H52ZM176 244H177V242H176ZM19 245H21V246L19 247ZM33 245H38V246H33ZM59 245H60V248H59ZM141 245L142 246L144 245L142 247L144 250H145V247L147 248L145 250V252H144V250L143 251L141 250L142 249L141 248ZM193 245L195 246V248L193 247ZM77 246L79 248H77ZM80 246L81 245L76 244V247L75 248H76L77 251H78V249L82 248ZM126 246L128 247L127 248L128 249L127 251H126V249H124V247H126ZM184 246H188L189 248L187 249V247H185L186 249H183ZM30 247H31V245H30ZM38 247L41 250H39ZM73 247H72V251L73 252L70 251V253H73V255H75L74 252L76 254H77V252L74 250L75 248H73ZM83 247H84V245H83ZM154 247L153 248L151 247V248L154 250ZM181 247H183V248L180 249ZM46 248H44V249H46ZM85 248L86 247H84V249ZM17 249L20 252L18 254L21 255L20 256V259H18L19 258L18 257L19 255H16L17 254L16 252H18ZM20 249H22V250H20ZM84 249L83 248L80 249L79 251H81V252L78 251L79 252L78 254H79V256L82 255V256L86 257V260H87V258H89V256H88L89 254L87 255V253L89 251H88V249H86L88 252H86V254H84L82 252ZM149 249H150V247H149ZM158 249L157 250L156 249L154 250L155 253H158V252H156V251H158ZM165 249H167V250L169 249V250L166 251ZM47 250H46V252H47ZM130 250L135 255L136 254L137 255L139 254V255L136 256V257L133 256V254L130 252ZM139 250H141V251H139ZM178 250H177V254L175 253L176 255H178V253H179ZM190 250H192V251H190ZM24 251H25V249H24ZM30 251H32V249H30ZM66 251H68V252L64 254V252H66ZM114 251L115 252L118 251L116 253V255L113 253ZM154 251H151V249H150V252L151 253H153ZM175 251L176 250H174L173 252H175ZM96 252H97V254H96ZM102 252H104L103 255H102ZM108 252H110V253H108ZM138 252H140V253H138ZM9 253H11L12 255H9ZM31 253H28V254L30 255ZM41 253H40V255H41ZM81 253H83L84 255L81 254ZM160 253L161 252H159V254ZM170 253L167 254L168 257L170 255ZM5 254H6V256H5ZM33 254H35L34 251H33ZM63 254L64 255L67 254L65 256V258H64V255ZM140 254H142V255H140ZM150 254L149 255L147 254L148 255V257L146 258L147 260L149 259V256H151ZM154 254H153V256H155ZM199 254L201 255V257H200ZM31 255H30L29 258L30 259L33 258V259H35L34 262H37L38 257L36 256L37 258H34V255H32V256ZM106 255L102 257V259L100 260L101 262L99 261L101 264L103 262H104V264L106 263L105 260H103V258L106 257ZM125 255H127V256H125ZM194 255L190 256L191 260H193L192 258H193ZM12 256H17V259H16V257H13L12 258ZM123 256H125V257H123ZM4 257H7L6 258V259H8L7 262L5 261L6 259H4ZM46 257H49V255L46 256ZM52 257H51V259H52ZM72 257H74V256H72ZM91 257H90V260H91ZM162 257H163L162 258V260H163L164 259V255ZM178 257L181 258L180 256H177V257L175 256V258H174V259H176L175 261L179 260ZM204 257H207V258H204ZM41 258H39V259H41ZM152 258L150 260H152ZM165 258H167V257H165ZM39 259H38V261H39ZM108 259L106 258V260L108 261L107 263H109L111 260H114V259H111V260L109 259L110 260L109 261ZM182 259H181V261H182ZM196 259L194 261H196ZM9 260L10 261L13 260L15 262L14 263L13 262H9ZM32 260H30V261H32ZM55 260L57 261L56 258H55ZM72 260H73V258L70 259V261H72ZM90 260H89V262H90ZM97 260H94L93 262L95 263V261H97ZM116 260L114 262H110V264L111 263H113V264L115 263L116 264ZM144 260H140L139 263H137V264H141L140 263L141 261L144 263ZM150 260H148L147 264H150L149 263ZM154 260H155V258H154ZM184 260H186L187 262H185ZM188 260L184 258L183 259V263H180V264H184V262H185V264L186 263L188 264ZM3 261H4V263H3ZM46 261H47V263H45V264H49L50 261L48 262V259L47 258H46ZM70 261H69V263H70ZM78 261H80V260H78ZM169 261H170V257H169ZM171 261H172V259H171ZM64 262H62V263L65 264ZM133 262H131V264H133ZM189 262H191V261L189 260ZM29 263H31V262H29ZM29 263L28 262H25V264H29ZM154 263L157 264V262H155V261H154ZM196 263L195 262L194 263L192 262V264H196ZM37 264H40V262H38ZM56 264H57V262H56ZM87 264H89V263H87ZM95 264H97V263H95ZM159 264H162V263L160 262Z\"/></svg>",
    "mask_w": 264,
    "mask_h": 264
},
{
    "label": "rangeland",
    "instance_id": "obj_2",
    "mask_svg": "<svg viewBox=\"0 0 264 264\" xmlns=\"http://www.w3.org/2000/svg\"><path fill=\"white\" fill-rule=\"evenodd\" d=\"M95 1H97V3H95V5H94L93 3H94ZM95 1L92 0V2H91V0H90V1H89V2H91V3H89L90 6H89V5L87 6L86 1H83V0H72V1H70V3H68V5L70 4L69 8H68V5H67V6H66V5H62V6H61V7H63V8H61L62 11H64L63 14L66 15V16L63 15V18H61V20H62V19L64 20V21L62 20V23L64 24L63 27H64V29H65V33L62 35V36H63V37H62V40H64V42L62 41L61 43H57V41H56L55 39H53L52 36H49V38L46 39L47 42H46V40L43 42L45 50H46V49H47V50L49 49V50H48V51L46 50V51L44 52V48H43V46H42V53H40V55H39V54H36L37 56L35 55L36 57H35V56L33 57V59L36 58L35 60H33V61H35V62L32 61V63H35L36 65H38V63H39V64H43V63L46 62V64H44L45 66H46V65L49 66V65L52 64V67H54V68H52V69L54 70V71H53V70L51 69V67H48V66H47V69H48V70L45 69L44 72H43V78H45V81H46L47 85H50L51 88L53 87V85H54V86H56V85L58 86V85H59L58 87H60V88L65 86V88H67V89H66V91H67L66 94H68L67 97H68V98H69V97H70V98H72V97H76V96H75V93H74V95H71L70 93L73 92V90L75 91L74 86H75V88H76V86H79L80 83L77 82L75 79H73L72 77H70V76L68 75V74H69V71H68V70H69V69H68V63H70V62H71V63H74V61H76V60L78 61V60H79V57H80V54L84 53L83 51H86V49L88 50V49H91V48H92L93 51H96L95 53L100 52V53H104V54L106 53L105 55H108V56L110 55V58H108L107 61L110 59V60L108 61L109 64H113V63L117 60V58H115V56H112V55H114L113 52H115V54H116V52L118 53V51H117L116 49H120V50L123 51V46L125 45V43H123V42H124L125 40H127V39L129 38V36H130L131 39H133L132 42H131V44H130L131 46H133V47H132L133 50H135V49H137V50H138V49H139V50L142 49V51H140V53H141V52L143 53V52L145 51L144 49H146V47H147V48H148V47H149V48H150V47H153V46H152L153 43H151L152 45L149 44L150 46H148V43H150L149 38L152 37V36L149 37V34L152 35V33H150V32H153L152 29H154V31H156V28L159 26V28L157 29L158 31L160 30V32H161L159 37L161 38V34H162V35H163V38H164V39H162V40H164V41H161V43L163 42V44H165L166 46H164L163 44H161L162 46H160L159 48H156V49H158V50L155 49V51H151L152 49H150V52H149V54L151 55V56H150V59H151V57H152V54H154V53L157 54V56L155 55L157 58L154 56L155 58L153 59V57H152V59H151V60L154 61L155 67L157 66L156 68L154 67V70H153L155 73L152 72L150 75H148V77H146V79L144 78L143 81H142V79H139V78H138L139 76H138V74H136L137 72L135 71V69H133V72H132V70H131V72H130V70H129L130 68H129V69L127 68L126 70H125V69L122 70V69H123L122 66H123V65L125 66V64H123V63L126 62V61H124V60H126V59H125L126 56H125L124 54H121L120 59H118V63H119V64L115 62V65H114V64H113V66L111 65V67L115 68L116 72L113 70V68H112L111 71H110V69H108V68H110V65H109V64H108L109 66L107 65V66H108V67H107V70L110 72L109 74H111V72L114 71V73H115V75H114V73H113V77H114V78H113L112 76H108L107 74H98L99 77H98V75H97V76H93L94 78H95V77L98 78V80H97V78H95V79L97 80V81H96V82H97V86L99 87V89L101 88L102 91L105 92L107 96L112 95V97H111L112 99H113V97H119V95H120L121 93L124 95V92H125V96H127V98H128V96H130L129 99H131V101H132V98L134 97L133 99H136V98H137V99L134 100L133 102H137V101H139V102L141 103L142 113H140L139 115L137 114L138 117H136V118H135L136 115L134 116V120H135L134 122H137V121H138V122L134 124V126L132 127V131L135 130V131H138L139 133H140V131H141V134H143V133L145 132L144 134H145L146 136H152L154 130L157 129V127H159V128H162V127L165 128V127H167V129H171V131H172L173 133H174V131L176 130L178 133H176V134L174 133V134H175L174 136H175V142H176L177 146L181 147L182 145H185L186 148L192 147V148H193L192 151H194V152H192V153H194V154H193V156H192V153H191V151H190L189 154L191 155V157H190V156H189V157H190L191 160L194 159V160H193L194 163H196L195 161L202 162V161H204V159H207V160H205L204 162H205V163L207 162V164L209 163V165H210V164L213 165V166L215 165L214 168H215V169L217 168V171H220V170L223 168V166H225L223 169H224V173H225V174L227 173V174H226L227 176L224 174V176H225V178H226V180H227V183L229 182L228 184L233 185L235 189H236V187H237L238 185H240V186H238V187H240V188L237 187V188L239 189V190H238V189H237V190L240 191L239 196H238V197L233 196L234 198L231 196V197L228 199V201H227L228 203H231V205H230L229 207L227 206L228 208H227V207L225 208V209H227V213H230V211L232 212V210L235 209V208L237 207V206H236V203H238V204H237L238 207L241 206L242 203H243L244 207H245V206H246V207H250L249 209H251V210H252V208L254 207V205H256L254 208H257V205H258V204H259V206H260V205L264 206L263 203H262L264 200H262V198H261V197H263V199H264V132H261V128H264V127H261V126H264V123H263V125H261V124H262V123H261L262 121L260 122V120H261L260 115H261V113H262V115L264 114V107H262L263 110H261L262 108H261V109H260V108H258V109L255 108L256 110H259V111L261 112V113L259 112V116H257V114H258V113H256L257 111H256L255 109H253L254 107H257V105H258L259 103L263 102L264 99L260 97L259 99H256L257 101H256V100L254 101L255 98L253 97V98H254V99H253V98L251 97V98L253 99V101L250 102V101H247L248 98H249V100L251 99V98L249 97L250 95L248 94V96L246 95V97H245V98H247V99L242 98V99L245 100V102H246V101L248 102V103L246 104V105H248L247 107H243V106H245V105H244V104H245L244 101H243V102H242V101L239 102V104H240L241 102H242L241 104L244 103L243 106L237 104V103H238L237 101H239V100L241 99L240 97L244 96L245 93L247 94V91H248L247 88H248L249 85H250L249 82H248V80H247V78H246L245 76H242V77L240 76L241 78H243V77L245 78L244 85L246 86V88H245L244 90H246V91H244V90L242 89V88L245 87L243 84L240 86V87H241L240 90L244 91L245 93H243L242 91L238 90V91H233V92L235 93V94L232 93V95L234 94V95H233V98H230V99H229V97H232V95H230V94H229V96H227L228 99H227V97H225L227 100L230 101V102H229V101H228V102L226 101V104L229 103V105L227 104V106L230 107L231 109H232L233 107L235 108V107H237V105H239V106L237 107L238 111H236V108H235V109L233 108V112H230V111H232L230 108H229L230 110H228V107L225 108L226 111H224V112H225V113L228 112V113H226V114H228V117H227L228 120H227L226 122H224V123H228V121H229V119H230V120H231V124H228V125H227V124H224L223 122L221 123V125L218 124V123H220V122H218V121H219V117H217V116H219V114L216 115V113H217L218 111H220V109L217 111V110L215 109L216 107H214V105H215L217 102H218V104H220V106H225L226 104L224 103V104L222 105V102H224L223 100H222V102H220L221 99H220V101H218L219 99L215 98V99H217V100H215L214 97L211 98V97H212L211 95H208V96H207L206 92L203 91L204 89L207 88L206 90H208V91L211 92L212 89H210V87L216 85V84H214V83H213L211 86L209 85L210 87H208L207 84H204V85H203V84H202L203 82H202V83H197V84H198V85H197V84H195V81H193V82H194V84H193V86H194V87H193V88H194V91H195L196 88L200 90V88H198V86H200V87H201V90H200V91L202 92V94L205 93L204 95L207 96V99H205V98H206L205 96H203V95L201 96V95H200V94H201L200 91L196 89V91L199 92V93L195 92V94L197 93L196 95L199 94V95L201 96V98H200L199 95H198L197 98H199V99L196 98L197 100H199V101H198L199 103L196 102V100H193V99L190 98L192 101H188V102H189L188 104H191V103H192V104L190 105L191 108H193V107L195 106V105L193 106V104H196L197 106L200 105V104H202V107H200L201 110L199 109V106H198V107L195 106L196 108H194V109H191V108H190L191 111L194 110V114H193V113L188 114V118H187V119H185L186 116H187L186 114H181V115H179V114H175V113H174L175 115H172L174 111H172V110H170V109H171V107H172V109H173L174 107H173V106L170 107V105H171L172 103H174L175 100H173V98H174L173 96H172L173 98L171 97V93H170V91H171L170 89H171V88H169V86H170V83L172 82V80H174V79L171 80V78H173V76H174V74H173L172 72H175V76H176V74L178 75V73H179V71L177 70V69H178V65H177V64H178V61H177L176 55L174 54V53H176V52H175L174 49L171 48V46H170L171 42H168L169 39L167 38V37H169V34H170V33H169V32H170V31H169L170 28H171V31H172V32H173V28H174V27H173L174 24L172 25V22H173V21H172L173 16H171V14H172L173 12L171 11V12H172V13H171L170 10H168L167 8H166L167 11H166V9H165V11L163 12V10H164V8H165V7L163 8L164 5L162 4L163 6H162V5L158 6L159 3H160V4L162 3V0H161V2H159V0H157V1H155V0H136V1H135V0H134V1H133V0H130L128 6L126 7V8H127V9H126L127 13H126V11H125L126 14L122 13L123 15H122V14H118V15H116V14H117V11L113 8V7H114V6H113V5H114V4H113V3H114V2H113L114 0H106L107 2H106L105 0H103L104 2H103L102 0H95ZM99 1H100V2L102 1V3H100ZM152 1H153V2H152ZM80 2H81V3L85 2V3H83V5H82ZM98 2H99V3H98ZM156 2H158V4H157ZM104 3H105V4H104ZM151 3H152V4H151ZM84 4H85V5H84ZM98 4L101 5V7H100ZM102 4H103L104 6H103ZM92 5H94V6L97 5V6H98V7L96 6V8L93 6V8H95V9H93V10H94V11L96 10L98 13H97L96 11L94 12V11L92 10V7H91ZM111 5H112V6H111ZM74 6H75V7H74ZM82 6H84V7H82ZM132 6H134V7H132ZM80 7H81V8H80ZM85 7H87V8H86V10L84 11L83 8H85ZM89 7H91V8H89ZM102 7H103V8H102ZM131 7H132V8H131ZM160 7H161V8H160ZM66 8H68V9H66ZM73 8H74V9H73ZM75 8H76L77 11L75 10ZM101 8H102V9H101ZM128 8H129V9H128ZM135 8H136V9H135ZM140 8H141V9H140ZM63 9H66V11L63 10ZM70 9H71V10H70ZM87 9H89L90 11L87 10ZM98 9H99L100 11H99ZM161 9H162V10H161ZM69 10H70V11H69ZM134 10H135V11H134ZM73 11H74V12H73ZM81 11H82V12H81ZM86 11H87L89 14H90V13H92L93 15L95 14L94 17H92L93 15H91V14H90L91 16H89V14H87V16L84 15ZM92 11H93V12H92ZM107 11H108V12H107ZM109 11L112 13V15H111V13H110ZM115 11H116V12H115ZM129 11H130V12H129ZM158 11H159V12H158ZM70 12H71V13H70ZM78 12H79V13H78ZM87 12H86V13H87ZM146 12H147V13H146ZM161 12H162V13H161ZM167 12H168V13H167ZM169 12H170L171 14H170ZM210 12H211V11H209V13H210ZM65 13H66V14H65ZM108 13H109V15H108ZM115 13H116V14H115ZM82 14H83V15H82ZM96 14H98V15H96ZM165 14H166V15H165ZM167 14L170 16V18H169V16H168ZM210 14H213V12H211ZM78 15H79V16H78ZM81 15H82V16H81ZM124 15H125V17H124ZM128 15H129V16H128ZM161 15H162V16H161ZM172 15H173V14H172ZM96 16H97V17H96ZM110 16H111V17H110ZM119 16H120V17H119ZM127 16H128V17H127ZM167 16H168V17H167ZM84 17H85V18H84ZM89 17H91V18H89ZM95 17H96V18H95ZM113 17H114V18H113ZM115 17H116V18H115ZM157 17H158L159 19H158ZM160 17H161V18H160ZM166 17H167L168 19H171V20H168ZM171 17H172V18H171ZM211 17H212V18H211ZM64 18H66V19H64ZM86 18H87V21L85 20ZM102 18H103V19H102ZM110 18H112V19H110ZM117 18H118V19H117ZM124 18H125V19H124ZM210 18H211V19H210ZM213 18H214L213 15H210V17H209L210 22H212L211 20H212ZM88 19H89L90 21H89ZM106 19H107V20H106ZM108 19H109V20H108ZM131 19H132V20H131ZM150 19H151V20H150ZM152 19H153V20H152ZM157 19H158V20H157ZM84 20H85V21H84ZM105 20H106V21H105ZM112 20H113V21H112ZM115 20H116V22H115ZM123 20H124V21H123ZM140 20H141V21H140ZM164 20H165V21H164ZM122 21H123V22H122ZM129 21H130V22H129ZM131 21H132V22H131ZM153 21H154V22H153ZM41 22H42V20L40 21V24H41L40 26H41V27H38L37 34H43V31H44V30L46 31V30L48 29V28H46V27L49 25V24L47 23V21L44 22L43 24H42ZM101 22H102V23H101ZM113 22H114V23H113ZM155 22H157V23H155ZM208 22H209V21H208ZM208 22L205 23V26H208V27H209L211 23H208ZM66 23H67V24H66ZM68 23H69V24H68ZM89 23H90V24H89ZM103 23L106 24V25L104 26ZM112 23H113V24H112ZM120 23H121V24H120ZM124 23H125V24H124ZM127 23H128V24H127ZM139 23H140V24H139ZM164 23H165V24H164ZM166 23H167V24H166ZM168 23H169V24H168ZM212 23H213V22H212ZM46 24H47V25H46ZM73 24H74V25H73ZM85 24H86V25H85ZM93 24H94V25H93ZM101 24H102V25H101ZM119 24H120V25H123V26H120ZM153 24H154V25H153ZM156 24H157L158 26H157ZM199 24H200V26L203 27V31H205V32H204V35H205V36L200 37V38H202V39H199V42H200L201 44H199V42H197L196 45H197L198 49L200 50V48L202 47V49L200 50V52L203 50V53L206 52V51L208 50L206 53L209 52L208 54H209L211 57H210L208 54L205 55V57L207 56V58H208L209 60H210V58H212L211 61H207L209 64H211L212 61L214 62V60L217 58V60H218V62H219V67L222 66V63H221V62H224V61L226 62V58H224L225 56H224L223 54L219 53V52H218V55H217L215 52H217L218 50H217V51H215V50H214V51H213V50H209V47H210L211 45H210V46L208 45V44L211 43L212 46H213V44H214V40H217V36H218V35H216V30H219L218 27H216V25L211 24V26L213 25L212 28L214 29V31H213L212 28L209 27L211 31L208 30V32H207L206 30H207L208 28L206 27L207 29H206V28L204 29L205 26H204V25H201V23H199ZM203 24H204V23H203ZM206 24H209V25H206ZM118 25H119V26H118ZM42 26H43V27H42ZM44 26H45V27H44ZM88 26H89V27H88ZM101 26H102V27H101ZM155 26H156V27H155ZM165 26H166V27H169V29H168V28H165ZM214 26H215L216 29L214 28ZM68 27H69V28H68ZM77 27H78V28H77ZM79 27H80V28H79ZM93 27H94V28H93ZM95 27H96V28H95ZM97 27H98V28H97ZM109 27H110V28H109ZM118 27H119V28L121 27V30H120L121 32H120V33H117V28H118ZM123 27H124V30H123ZM126 27H127V28H126ZM142 27H143V28H142ZM151 27H152V28H151ZM160 27H161V28H160ZM202 27H201V29H202ZM75 28H76V29H75ZM149 28H150V29H149ZM164 28H165V29H164ZM39 29H41V30H39ZM43 29H44V30H43ZM79 29H80V30H79ZM106 29H107V30H106ZM109 29H110V30H109ZM115 29H116V30H115ZM129 29H130V30H129ZM141 29H142V30H141ZM143 29H144V30H143ZM42 30H43V31H42ZM48 30H49V29H48ZM48 30H47V31H48ZM104 31H105V32H104ZM114 31H115V32H114ZM123 31H124V32H123ZM127 31H128V32H127ZM212 31H213V32H212ZM41 32H42V33H41ZM66 32H67V34H66ZM99 32H100V33H99ZM109 32H110V33H109ZM164 32H165V33H164ZM172 32H171V33H172ZM206 32H207V33H206ZM209 32H212V34L215 32V34L211 35ZM217 32L219 33V31H217ZM127 33H128V34H127ZM163 33H164V34H163ZM205 33H206V34H205ZM208 33H209L210 35H209ZM218 33H217V34H218ZM101 34H102V35H101ZM119 34H120V35H119ZM207 34H208V36H207V37H208V40H207V38H205ZM48 35H49V34H48ZM104 35H105V36H104ZM108 35H109V36H108ZM86 36H87V37H86ZM96 36H97V37H96ZM114 36H115V37H114ZM118 36H119L120 38H119ZM213 36H215L216 39H214ZM47 37H48V36H47ZM121 37H122V39H121ZM123 37H125V38H123ZM147 37H148V38H147ZM203 37L205 38V40H203V39H204ZM210 37H211V38H210ZM256 37H257V36H256ZM70 38H71V39H70ZM81 38H82V39H81ZM95 38H96V39H95ZM102 38H103V39H102ZM107 38H108V39H107ZM117 38H118V39H117ZM145 38H146V39H145ZM160 38H159V39H160ZM99 39H100V40H99ZM116 39H117V40H116ZM144 39H145V40H144ZM152 39H153V38L150 39L151 42H153ZM209 39H210V40H209ZM213 39H214V40H213ZM256 39H258V41H260V37H259V38L257 37ZM75 40H76V41H75ZM123 40H124V41H123ZM129 40H130V39H129ZM147 40H148V42H147ZM166 40H168V41H167L168 43L166 42ZM201 40H203V41H202L203 43L201 42ZM206 40H207V41H206ZM212 40H213V41H212ZM133 41H134V42H133ZM140 41H141V42H140ZM204 41H206V42L209 41V43H206V42H204ZM102 42H103V43H102ZM106 42H107V43H106ZM121 42H122V43H121ZM135 42H136L137 44H136ZM165 42H166L167 44H166ZM46 43H47V44H46ZM53 43H54V44H53ZM65 43H66V44H65ZM111 43H112V44H111ZM138 43H139L140 45H139ZM204 43H205V46L203 45ZM216 43H217V45H216V44H214V45H215V47H218V40H217ZM43 44H42V45H43ZM51 44H52V45H51ZM83 44H84V45H83ZM86 44H87V45L89 44V45L87 46ZM104 44H106V47H105ZM113 44H114V45H113ZM121 44H123V45H121ZM168 44H169V46H168ZM206 44H207V45H206ZM53 45H54V47H53ZM56 45H57L58 47H57ZM60 45H62V46H60ZM103 45H104V47H103ZM109 45L111 46V48H112L113 50H112V49H111V50L109 49V48H110ZM116 45H117V47H116ZM198 45H200V48H199ZM83 46H84V47H83ZM96 46H99L100 48H99V47H96ZM134 46H135V48H134ZM163 46H164V47H163ZM64 47H65V48H64ZM70 47H71L72 49H71ZM75 47H76V48H75ZM80 47H81V48H80ZM87 47H88V48H87ZM195 47H196V46H194V48L192 47V48H193V50L191 51L192 56H188V57H190V60H189V59H188V60L185 59V62H186V63H189V62H190L189 64H190V65H194L193 67H195V66H196L195 64H197V63H194V61H197V62H198V61H199V62L202 61V60H201L202 57H201L200 55H197V54L199 53V54L203 55L202 53L199 52L198 49H196L197 47H196V48H195ZM207 47H208V48H207ZM215 47H213V48H215ZM114 48H115V49H114ZM162 48H165L166 50L164 49L165 51H162ZM203 48H204V49H203ZM206 48H207V50H205ZM63 49H64V50H63ZM69 49H70V50H69ZM96 49H97V50H96ZM100 49H102V50L100 51ZM107 49H108V50H107ZM160 49H161V50H160ZM171 49H172L173 51H172ZM55 50H56L57 52H56ZM68 50H69V51H68ZM81 50H82V51H81ZM194 50H195L196 52H195V53H192V52H194ZM197 50H198V52H197ZM204 50H205V51H204ZM71 51H72V52H71ZM76 51H77V52H76ZM97 51H98V52H97ZM108 51H109V52H108ZM161 51H162V52H161ZM60 52H62L63 54L60 53ZM65 52H66V53H65ZM70 52L72 53V55H71ZM75 52H76V53H75ZM86 52H87V51H86ZM151 52H152V53H151ZM153 52H154V53H153ZM156 52H157V53H156ZM173 52H174V53H173ZM211 52H212V53H211ZM46 53H47V54H46ZM48 53H50V54H48ZM58 53H59V54H58ZM78 53H80V54H78ZM107 53H108V54H107ZM158 53H159V54H158ZM170 53H171V54H170ZM210 53H211V54L215 53V54H216V57L214 58L213 55H215V54L211 55ZM42 54H43V55H42ZM66 54H67V55H66ZM69 54H70V55H69ZM111 54H112V55H111ZM172 54H174L175 57H174V55H172ZM194 54H196V56H194ZM220 54H221V56H220ZM52 55H53V56H52ZM56 55H57V56H56ZM59 55H60L62 58H61ZM62 55H63V56H62ZM78 55H79V56H78ZM189 55H190V54H189ZM222 55H223L224 57H223ZM38 56H40V57H38ZM51 56H52V57H51ZM68 56H70V57L73 56V57L70 58V57H68ZM75 56H76V57H75ZM123 56H124V58H123L124 60L122 59V61H121V57H123ZM172 56L174 57L173 60L170 58V57H172ZM198 56H200V58H199ZM203 56H204V55H203ZM208 56H209V57H208ZM218 56H220L222 60H220V58H218ZM45 57H46V59H47L48 57H50V58H48V60H46V59H44ZM58 57H59L60 59H58ZM64 57H65V58H64ZM74 57H75V58H74ZM113 57H114L115 61L112 59ZM116 57H117V56H116ZM188 57H187V58H188ZM195 57H196V58H195ZM40 58L43 59V61H40V60H41ZM51 58H52V59H51ZM54 58H55V59H54ZM56 58H57V59H56ZM175 58H176V59H175ZM191 58H193V59L195 58L194 61H193V59H191ZM197 58H199V59H197ZM207 58H206V60H208ZM37 59H38V60H37ZM66 59H67V60L69 59V60L67 61ZM71 59H72V60H71ZM155 59H156V61H155ZM169 59H170L171 61H173V62H174V60H176L177 62L175 61L174 63H177V64L174 65L173 62L168 61ZM196 59H197V60H196ZM202 59H203V58H202ZM224 59H225V60H224ZM36 60H37V61H36ZM111 60H112V61H111ZM166 60H167V61H166ZM186 60H187V61H186ZM200 60H201V61H200ZM204 60H205V59H204ZM206 60H205L204 62H206ZM219 60H220L221 62H220ZM47 61H48V62H47ZM60 61L62 62V64H61ZM64 61H65V62H64ZM72 61H73V62H72ZM77 61H76V62H77ZM110 61H111V62H110ZM119 61H120V62H119ZM163 61H164V62H163ZM215 61H216V60H215ZM37 62H38V63H37ZM50 62H51V63H50ZM59 62H60V63H59ZM67 62H68V63H67ZM108 62H107V63H108ZM112 62H113V63H112ZM155 62H156V63H155ZM160 62H161V63H160ZM191 62H193L194 64H193V63L191 64ZM218 62H217V63H218ZM225 62L223 63V66H224ZM250 62H251V63H250ZM56 63H57V65H56ZM121 63H122V64H121ZM158 63H160V64H158ZM164 63H165V64L167 63V66L169 65L168 63H170V66H169L170 68L167 67L166 65H164ZM171 63H172L175 67H174ZM208 63H205V65L208 64ZM217 63H216V62H215V63H212V64H211L212 67H210L209 64L206 66V67L209 68V72H208V74H209V73H210V74L212 73V74H211L212 76H211V75L209 76L207 73H205V75L207 74L208 77H210L211 79L208 78L207 75H206V77H205V75H203L204 73L201 72L202 69L208 70V68L206 69V67H202V68H199V69H198V70L201 69L199 73H203V74H201V75H203V77H204L203 79H205V78H208V80H209V79H210V80H213V79H214V76H213V75H214V72L211 71V70L213 69V67L216 68V67L218 66ZM53 64H54L55 66H54ZM60 64H61V65H60ZM117 64H118V65H117ZM126 64H127V63H126ZM214 64H215V65L217 64V66H215ZM220 64H221V65H220ZM248 64H250L249 68H250L251 65L253 64L252 66H254L255 68L253 69V68L251 67L252 69H251V68H250V69H251V70H257L256 73H257V75H258V68H257L258 65H257V63H253L252 61H249ZM63 65H64L66 68H64ZM116 65H117V66H116ZM121 65H122V66H121ZM171 65L175 68V69L173 68L174 71L172 70ZM176 65H177V66H176ZM213 65H214V66H213ZM255 65H257V67H256ZM62 66H63V67H62ZM114 66H115V67H114ZM118 66H119V67L121 66L120 68H121V70H122L123 72H122L120 69L118 70V68H119ZM161 66H162L163 68H162ZM164 66H165V68H164ZM59 67H60V68H59ZM116 67H117V69H116ZM256 68H257V69H256ZM131 69H132V68H131ZM155 69H156V70H155ZM158 69H159V70H158ZM247 69H248V67H247ZM61 70H62V71H61ZM117 70L120 71V72L118 73ZM175 70H176V71H175ZM205 70H203V71H205ZM251 70H249V71H247V72H249V74H251L250 76H253L252 79L254 80V75H256V73H254L255 71H251ZM45 71H47L46 74H45ZM58 71H59V72H58ZM134 71H135V73H134ZM161 71H162V72H161ZM170 71H171V72H170ZM225 71H226V70H225ZM250 71L253 72L254 74L251 73ZM48 72H49V74H48ZM121 72H122V75L120 74ZM124 72H125V73H124ZM158 72H159L160 75L158 74V76H157V73H158ZM167 72H168V74H167ZM169 72H170V73H169ZM176 72H178V73H176ZM206 72H207V71H206ZM247 72H246V74H247ZM54 73H55V74H54ZM116 73H117V74H116ZM128 73H129V74H128ZM165 73H166V74H165ZM224 73L227 74V71L224 72ZM224 73H223V74H224ZM62 74H63V75H62ZM118 74H120V75H118ZM127 74H128V75H131V76L128 77V76H126ZM152 74H153V75H152ZM223 74H222V75H223ZM225 74H224V75H225ZM252 74H253V75H252ZM52 75H53V76H52ZM56 75H57V76H56ZM61 75H62V76H61ZM111 75H112V74H111ZM116 75H117V76H121V77H120V78H119V77L117 78ZM124 75H125V76H124ZM135 75H136V76H135ZM151 75H152V77H150ZM164 75H165V76H164ZM172 75H173V76H172ZM247 75H248V74H247ZM257 75H256L255 77H257ZM45 76H46V77H45ZM58 76H59V77H58ZM65 76H66V77H65ZM122 76H123V77H122ZM134 76H135L136 78H135ZM168 76H169V77H168ZM175 76H174V78H176ZM248 76H249V75H248ZM250 76H249V77H250ZM56 77H57L59 80H58ZM60 77H62V78H60ZM109 77H111V78H109ZM115 77H116V78H115ZM124 77H125V78H126V77L129 78V80L126 78V80H128V81H125V80L123 81V79H125ZM149 77H150V78H149ZM155 77H156V78H155ZM158 77H159V78H158ZM163 77H165L166 79L163 78ZM212 77H213V79H212ZM67 78H68V79H67ZM101 78H102V79H101ZM108 78H109V79H108ZM121 78H122V81H119V80H121ZM147 78H148V79H147ZM250 78H251V77H250ZM257 78L259 79V77H257ZM61 79H62V80H61ZM115 79H116V80H115ZM117 79H118V80H117ZM149 79H150V80H149ZM159 79H160V80H159ZM163 79H164V80H163ZM167 79H168V80H167ZM50 80H51V81H50ZM71 80H72L73 83L70 82ZM108 80H109V81H108ZM136 80H137V83H136L137 86H135L136 84H134V83L136 82ZM144 80H145V81H144ZM169 80H170V82H169ZM239 80H240V78L238 77V81H239ZM243 80H244V79H243ZM255 80H256V79H255ZM255 80H254V81H255ZM60 81H61V82H60ZM68 81H69V82H68ZM74 81H75V83L78 84V85H73V84H74ZM98 81H99V82H98ZM113 81H114V82H113ZM117 81H118V83H117ZM148 81H149V82H148ZM162 81H163V82H162ZM238 81L235 82V86L233 85L234 83H233L232 85L230 84L231 86H234V90H235V89L237 90V86L240 85V83H238L237 86H236V83H237ZM48 82H50V83H48ZM63 82H64V83H63ZM66 82H67V83H66ZM107 82H109V83H107ZM119 82H120V83H119ZM122 82H124V83L126 82L127 84H126V83L123 84ZM132 82H133V84H132ZM142 82H143V83H142ZM155 82H156V83H155ZM160 82H161V83H160ZM241 82L243 83L242 80H241ZM56 83H57V84H56ZM112 83H113V84H112ZM130 83H131V84H130ZM168 83H169V84H168ZM32 84H35V85H34L35 87L33 86L34 88H32L33 90H34L36 87H37V88L35 89V91H32V92H34V96H33V95H32V96H28L29 98H31V97L35 98V97L37 96L36 94L38 93L36 90H40V88L38 87V86H39L38 83H35V81H34ZM66 84H67V85H66ZM70 84H72V85L70 86ZM117 84H118V85H117ZM145 84H146V85H145ZM154 84H155V85H154ZM160 84H161L162 86H160ZM166 84H167V85H166ZM201 84H202V85H201ZM248 84H249V85H248ZM68 85H69V86H68ZM105 85H106V86H105ZM140 85H141V86H140ZM142 85H143V86H142ZM205 85H206V87H203V86H205ZM66 86H68V87H66ZM72 86H73V87H72ZM112 86H113V87H112ZM127 86H128V87H127ZM154 86H155V87H154ZM165 86H166V88H165ZM195 86H196V87H195ZM217 86H218V85H217ZM217 86H216V87H217ZM242 86H244V87H242ZM247 86H248V87H247ZM115 87H116V88H115ZM145 87H146V88H145ZM157 87H158V88H157ZM159 87H160V88H159ZM214 87H215V86H214ZM214 87H212V88H214ZM216 87H215V88H216ZM240 87H239V88H240ZM68 88H70V89H68ZM71 88H72V89H71ZM103 88H104V89H103ZM141 88H142V89H141ZM215 88H214V89H215ZM239 88H238V89H239ZM52 89H53V88H52ZM111 89H112V90H111ZM148 89H149V90H148ZM202 89H203V90H202ZM107 90H108V91H107ZM128 90H129V91H128ZM158 90H159V91H158ZM169 90H170V91H169ZM206 90H205V91H206ZM68 91H70V92H68ZM151 91H152V92H151ZM239 91H240V92H239ZM36 92H37V93H36ZM52 92L54 93V95H58V94H56V90H53ZM108 92H109V93H108ZM153 92H154V93H153ZM158 92H159V93H158ZM236 92H239L241 96L238 95V93H236ZM35 93H36V94H35ZM53 93H52V94H53ZM107 93H108V94H107ZM113 93H114V94H113ZM134 93H135V94H134ZM30 94H31V93H30ZM69 94H70V95H69ZM141 94H142V96H141ZM150 94H151V95H150ZM157 94H158V95H157ZM160 94H161V95H160ZM236 94H237L238 96H237ZM113 95H116V96H113ZM139 95H140V96H139ZM155 95H157V96H155ZM235 95H236V96H235ZM209 96H210V97H209ZM234 96H235L236 98L238 97V98H240V99L238 100V98H237V100H236V99L234 98ZM239 96H240V97H239ZM56 97H57V96H56ZM56 97H55V99L52 98L51 100L54 99V101H55V100H56ZM143 97H144V98H143ZM170 97H171V98H170ZM204 97H205V98H204ZM262 97H264V94L262 95ZM37 98H38V97H36L35 99H37ZM70 98H69V99H70ZM140 98H141V99H140ZM154 98H155V99H154ZM202 98H203V100H200V99H202ZM208 98H209V99H208ZM210 98H211V99H210ZM10 99H11V98H10ZM142 99H143V100H142ZM144 99H145V100H144ZM159 99H161V101H160ZM168 99H169V100H168ZM170 99H171V100H170ZM190 99H189V100H190ZM194 99H195V98H194ZM204 99H205V100H204ZM213 99L215 100L214 104H213V101H214ZM252 99H251V100H252ZM262 99H263V100H262ZM51 100H50V101H51ZM172 100H173V101H172ZM208 100H209V101H208ZM210 100H211V101L213 100V101L211 102ZM231 100H234L236 104H234L233 101L231 102ZM258 100H259V102H258ZM50 101H48L46 104H44V105H43L44 107L42 106L41 102H39V103L36 102L37 104L35 105V107H37V108H39V109L41 108L40 106H42L44 109L46 108V109H45L46 111H44V110H43V111H44V116L47 114V116H45V117H48V118L51 117V114H52V112H53L54 109H55L54 107H55V103H56V102H54V101H51V102H50ZM193 101H194L195 103H194ZM200 101H201V103H200ZM202 101H203V103H202ZM204 101H205V103H204ZM206 101H207L209 104H206V103H207ZM10 102H11V100H9V99L5 101V103L8 104V105H9ZM160 102H161V103H160ZM190 102H191V103H190ZM249 102H250V103H253V104H254V102H255V106H253V105L251 104V105H252V107H251V105H250ZM256 102H257V104H256ZM90 103H91L92 105H91V104H88L86 107H85V106H82L81 103H79L78 105H80L81 107L78 106V105H76L75 108H73V109L71 110L73 113L70 111L69 114H68V120H69V121H68V123H69V130H68V131H69V139H68V140H69V141H68L67 143H69V144H68L67 146H68V147H72V148H69V151H68V149H67V151H68V152L71 151L70 153H72V152L74 153V151L77 150V151L80 153V154H79L80 156H78V154H77L78 152L75 151V153H76V158H77V156H78V159H77V160H83V159H84V158H81V157H82L83 155H86V152H85L86 150H85V149H89V147L87 146V145H89V144H87L86 141L90 140L91 137H92V136H91V134H92V130H91V129L88 130V131H84V128H85V127H84V122H85V120H88V118H89V119H90V118L92 119V118H94L95 116H99V115L101 116L102 114L110 113V112L112 111V110L110 109L109 106L104 105L103 103L100 104V103L98 102V104H97L96 101H91ZM93 103H94V104H93ZM197 103H198V104H197ZM211 103H212V104H211ZM231 103H232V104H231ZM38 104H39V106H37ZM40 104H41V105H40ZM52 104H53V105H52ZM99 104H100L102 107H101ZM145 104H146V105H145ZM204 104H205V105H204ZM210 104H211V106H212V105H213V106H212V107L210 106V108L207 109V111H209L210 109H211V110L209 111L208 114H206V112H207V111H206V108L209 107L208 105H210ZM262 104H263V103L259 104V106L262 105ZM8 105H7V106H8ZM89 105H90V106H89ZM93 105H94V106H93ZM95 105H96V106H95ZM97 105H98L100 108H99ZM164 105H165V106H164ZM172 105H173V104H172ZM249 105H250V106H249ZM145 106H146V107H145ZM150 106H151V109H150ZM153 106H154V107H153ZM200 106H201V105H200ZM203 106H204L205 111H203L204 114L202 115V113H203L202 110H204V109H203ZM205 106H207V107L205 108ZM232 106H233V107H232ZM240 106H241L242 108H244L245 110H246V108H249V107H251L252 109L250 110V108H249V109H248V112H246V113H247V114H246L244 111H243V112H244V113H243L242 110H240ZM259 106H258V107H259ZM263 106H264V104H263ZM48 107H49V108H48ZM89 107H90V108H89ZM95 107H96V108H95ZM143 107H144V108H143ZM147 107H148V108H147ZM213 107H214V108H213ZM225 107H226V106H225ZM260 107H261V106H260ZM37 108H36V109H37ZM81 108H83V109H81ZM108 108H109V109H108ZM161 108H162V109H161ZM197 108H198V109H197ZM212 108H213L214 110H216V112H215ZM41 109H42V108H41ZM47 109H48L49 112H47ZM79 109H81V110H79ZM85 109H87L88 111L85 110ZM90 109H91V110H90ZM93 109H94V110H93ZM95 109H96V110H95ZM146 109H147V110H146ZM160 109H161V110H160ZM244 109H243V110H244ZM103 110H104V111H103ZM168 110H170V112H169L170 114L172 113L171 115L168 113ZM173 110H174V109H173ZM234 110H235V111H234ZM249 110H250V112H249ZM253 110H254V111H253ZM50 111H51V112H50ZM74 111H75V113H74ZM84 111H85V112H84ZM94 111H95V113H94ZM162 111H163V112H162ZM166 111H167V112H166ZM171 111H172V112H171ZM195 111H196V113H195ZM213 111H214L215 115H213L214 113L212 114ZM246 111H247V110H246ZM252 111H253V112L256 111L255 113H256L257 118H256L255 114H254ZM76 112H77V113H76ZM91 112L93 113V115L91 114ZM104 112H106V113H104ZM229 112L232 113L233 115H230ZM234 112H235V114H236L237 116L240 115V114L242 113V114H241L242 116L240 115L241 118H240V116H239V118L242 119V120H240V119H239V120L236 119L237 116L234 114ZM238 112H239V114H238ZM240 112H241V113H240ZM251 112H252V113H251ZM49 113H50V114H49ZM86 113H87V114H86ZM151 113H152V114H151ZM161 113H163V114H161ZM167 113H168L170 116H168ZM218 113H220V112H218ZM48 114H49V116H48ZM73 114H74V116H73ZM79 114H80V115H79ZM89 114H90L91 116H90ZM199 114H201L202 116L200 117ZM209 114H212L213 117L216 116V118L218 119V121L216 120L215 117L212 118L211 115H209ZM244 114H246V116L248 115L247 117H249V118H253V117L255 116L256 120L254 119V121H255L257 124H258V123H261V124H260L261 126H259V124H258L259 127L257 126V124H256L257 127L254 126V125H252V124L254 123V121H252V119H251V121H252L253 123L250 122V120H249V122H246L247 120H246V116H245ZM251 114H254V116L251 115ZM152 115H153V116H152ZM165 115H167L169 118H168L167 116H165ZM189 115H191V117H190ZM192 115H193L194 118L192 117ZM208 115H209L211 118L208 117ZM229 115H230V116H229ZM262 115H261V116H262ZM93 116H94V117H93ZM173 116L175 117V120L173 119ZM183 116H185V118H184ZM195 116H199V117H196L197 120H196ZM206 116H207V117H206ZM232 116H235V118L233 117V118H234V119H233ZM243 116H245V117H243ZM251 116H252V117H251ZM263 116H264V115H263ZM263 116H262V117H263ZM202 117H203V118L205 117V118H204V121H208L209 119H211V120L213 119V120H216L218 123H217L216 121H213V120H212L213 122H215V123H214L215 125H214V124L212 123V121L209 120L208 122H210V124H209L208 122H205V123H206V124H205L204 121H203V118H202ZM259 117H260V120H259ZM137 118H139V119H137ZM170 118H171V119H170ZM176 118H178L179 120L176 119ZM182 118H183V119H182ZM201 118H202V120H201ZM208 118H209V119H208ZM231 118H232L234 121H235V119H236L239 123H241V122H243V123L245 122V123H244V124H243V123H242V124H239V123H238L239 126H238V127H235L234 129H235V131H238L237 128H239L240 125H241V127L239 128L240 131H238V133L235 132V133L237 134V135L235 134L236 136H234V134H233V136H234L235 138L231 136L232 134H229L230 137H232V139L230 138V139L228 140V142H230V143H228V142L226 141V138H225V140H223V139H224V138H223V135H222V138H220V137H221V134L218 135V133H221L223 130H224L223 132L226 133V135H228V132L232 133L231 130H229L230 125H232V119H231ZM243 118H244L245 120H243ZM249 118H248V119H249ZM167 119H168L169 121H168ZM172 119H173L174 121H176V122L178 123V125H177V123L171 121ZM188 119H191V120H188ZM198 119H199V121H198ZM257 119L259 120V122H257V121H258ZM262 119H264V117H263ZM22 120H23V119H22ZM22 120H21V121H22ZM71 120H72V121H71ZM146 120H147V122H146ZM180 120H181V121H180ZM186 120H188V124H190L189 127L187 126L188 124H187V121H186ZM193 120H195V121H193ZM200 120H201V121H200ZM179 121H180L181 123L184 122V121H185V122L182 123V124H179V123H180ZM234 121H233V122H234ZM240 121H241V122H240ZM170 122H173L175 125H174L173 123H170ZM189 122H190V123H189ZM193 122H194V123H193ZM199 122H200V123H199ZM202 122H203L204 124H203ZM235 122H236V121H235ZM263 122H264V121H263ZM71 123H72V124H71ZM75 123H76V124H75ZM159 123H160V124H159ZM201 123H202V124H201ZM211 123H212V124H211ZM216 123H217V124H216ZM249 123H250V124H249ZM251 123H252V124H251ZM140 124H141V125H140ZM169 124H170V125L172 124L171 127L168 126ZM183 124H186V125L183 126ZM196 124H197V125H196ZM72 125H73V126H72ZM136 125H137V126H136ZM146 125H147V126H146ZM173 125H174L176 128H175V127H172ZM176 125H177V126H176ZM201 125H203V126H201ZM205 125H206V126H205ZM216 125L219 126V127L221 128V130H219V129H220L219 127H218V129H217V126H216ZM223 125H224L225 127H224ZM135 126H136V128H135ZM207 126H209V127H208L209 129H207ZM210 126H211V128H212V126H213L212 129H214V130H210ZM214 126H215L216 128H214ZM221 126H223L227 131H226L225 129H223V127H221ZM243 126H244V128H243ZM82 127H83V128H82ZM123 127H125V126L123 125ZM168 127H169V128H168ZM73 128H74V130H73ZM78 128H80V129H78ZM133 128H135V129H133ZM153 128H154V129H153ZM174 128H175V130H172V129H174ZM204 128L206 129L207 132L205 131ZM227 128H228V129H227ZM241 128H243V130H242ZM71 129H72L73 131H72ZM123 129H126V127L123 128ZM139 129H140V131H139ZM165 129H166V128H165ZM230 129H231V127H230ZM85 130H86V129H85ZM150 130H151V131H150ZM179 130H180V132H179ZM215 130H216V131L219 130V132L217 131L218 133H216ZM228 130H229V131H228ZM241 130H242V132H241ZM71 131H72V132H71ZM75 131H76V132H75ZM89 131H90V132H89ZM176 131H175V132H176ZM210 131H212V133H211ZM220 131H221V132H220ZM262 131H264V130H262ZM181 132H183V133H181ZM204 132H206V135H207V136L205 135ZM223 132H222V134H223ZM239 132H240V133H243V134H239ZM70 133H72V135H71ZM75 133H76V134H75ZM79 133H80V134H79ZM185 133H186L187 135H186ZM202 133H203V134H202ZM208 133L213 134L214 137H212L213 135L211 136V134H208ZM214 133L217 134V135H215ZM86 134H87V135H86ZM144 134H143V135H144ZM151 134H152V135H151ZM177 134H178V136H176ZM238 134H239V136H240V140L238 139V138H239ZM261 134H262V135H261ZM85 135L87 136V139L84 138ZM182 135H185V136H183V137H184L183 140H184V139L186 138V136H187V139H185V140H187V141H182V140H181ZM201 135H202V136H201ZM226 135H224V136H226ZM229 135H228L227 137H229ZM86 136H85V137H86ZM146 136H145V137H146ZM179 136H180L181 138H180ZM200 136H201V137H200ZM203 136H206V137L204 138ZM208 136H210V137H208ZM218 136H219L220 140H221V139L223 140V141H222L223 143H221L222 145H221L219 142H217V141L214 140V138H215V137L218 138ZM241 136H242V137H241ZM236 137H237V138H236ZM73 138H74V140H73ZM76 138H77V139H76ZM208 138H209V139H208ZM210 138H211V139H210ZM212 138H213V139H212ZM233 138H234V140H236V141H231V140H233ZM241 138H242V139H241ZM71 139H72V140H71ZM178 139H179V141H178ZM189 139H190L191 141H190ZM204 139H205V141H204ZM206 139H208L207 142L211 140V143H207L210 147H212L214 144H217V143H218L217 145H214V147L216 146V148H217V147L220 148L222 152L220 151V149H219V150H214L213 147H212L211 149H210V147L208 148V149H210L211 151H212V149H213L212 154H210V153H211L210 150H208V153H209V154L207 153V151H205V152L202 151V150H204L203 148H205L206 145H207V144H205V143H206ZM227 139H228V138H227ZM188 140L191 142V144L188 142ZM213 140H214V141H213ZM237 140H238V142H237ZM224 141H226V142H224ZM239 141H241V143H240ZM88 142H89V141H88ZM179 142H180V143H179ZM181 142H182V143H181ZM192 142H193L195 145H194ZM204 142H205V143H204ZM232 142H233V143H232ZM236 142H237V143H236ZM80 143H81V144H80ZM188 143L190 144V146H189ZM225 143H226V144L228 143L227 145H229V144H230V145L238 144V145H235V146H234L235 148H233L232 146H229L230 148L232 147V148H231V151H233V150L236 151L238 147H239L240 149H238L239 151H236V152L233 151V152H232V155H231V154H230V153H231L230 150H228V152L225 151V150L223 151L222 146H226V150H227V147H228L227 145H225ZM178 144H181V145H178ZM192 144H193V145H192ZM204 144H205V145H204ZM211 144H212V145H211ZM239 144H241V146H239ZM73 145H74V146H73ZM79 145H80V146L82 145L81 148H80ZM208 145H207V147H208ZM219 145H220L221 147H220ZM75 146H77V147H75ZM86 146H87L88 148H87ZM193 146H194V147H193ZM195 146H197V149L194 150V148H196ZM237 146H238V147H237ZM68 147H66V148H68ZM182 147H183V146H182ZM182 147H181V148H182ZM207 147H206V149H207ZM229 147H228V148H229ZM241 147H242V148H241ZM76 148H77V149H76ZM218 148H217V149H218ZM70 149H71V150H70ZM81 149H83V150H81ZM190 149H191V148L187 149V152H189ZM199 149H200V150H199ZM224 149H225V147H224ZM73 150H74V151H73ZM79 150H80V151H79ZM197 150H198V151H197ZM240 150H241V151H240ZM199 151H200V152H199ZM201 151L204 152V153L202 154ZM218 151H219V153H218ZM82 152H83V153H82ZM195 152H196V153H195ZM224 152H227L228 155H227L226 153H224ZM229 152H230V153H229ZM237 152H238V153H237ZM240 152H241V153H240ZM75 153H74V154H75ZM81 153H82V154H81ZM146 153H147V154H145L146 156L144 157V158H145L144 161H146V160L148 159V160H149V161L147 160L148 162H151V163L153 162V164L156 163V167H157V169L159 168V169H158L159 171H160V170L163 171V169L166 168L164 165H166V166H168V167L170 166L169 168H170L171 170H172V169H173V170L175 169L174 171H176V170L180 167V165H179V167H178V164H180L179 161H178V159L175 158L176 156H173V155H175V154H173L172 157L169 156V158L167 159V161H168L169 163H167V161L164 163V162H162L161 160L159 161V159H158L155 155H153L152 153H151L152 156H151V154H149V152H146ZM205 153H207L208 156H206V157L204 158V157H202V156H205ZM220 153H221V155H224V157H222V156L220 155V157H221L222 160H221L220 158H219L220 160H219L218 158H215V157H219V156H217V155H219ZM223 153H224V154H223ZM235 153H236V154H235ZM87 154H88V151H87ZM237 154H239V155L241 154L240 156L242 157V160H241L240 156L237 155ZM194 155L197 156V157L194 158ZM209 155H210V156H209ZM229 155H231L233 159H231V156H229ZM234 155H235V156H234ZM227 156L230 157V159L233 160V161L229 160ZM233 156H234V157H233ZM237 156H239V157H237ZM71 157H72V156H71ZM83 157H84V156H83ZM146 157H147V158H146ZM155 157H156L157 159H156ZM170 157H171V158H170ZM192 157H193V158H192ZM208 157H213V158H212L213 160H212L211 158L208 159ZM72 158H73V157H72ZM72 158H70V160H71ZM173 158H174V159H177V160H174ZM201 158H203V160H201ZM224 158H225L226 160H225ZM236 158H237V159H236ZM239 158H240V160H241L242 162H239V161H240V160H238ZM169 159H172V160H169ZM196 159H197V160H196ZM199 159H200L201 161H200ZM217 159H218L219 161H218ZM227 159H228V161H231V162H228ZM72 160H73V159H72ZM72 160H71V162L73 163ZM156 160H157V161H156ZM214 160H215V161H214ZM216 160H217V161H216ZM236 160H237L238 162H237ZM147 161H146V162H147ZM210 161H211V162H210ZM212 161H214V163H213ZM221 161H222V162H221ZM224 161H225L226 163L228 162V164L231 163V165H230V164L228 165V164L224 163ZM234 161H235V162H234ZM158 162H159V164H158ZM175 162H176V163H175ZM199 162H198V163H199ZM216 162H218L219 165L216 164ZM219 162H220L221 164H225V165H221ZM232 162H233V163H232ZM236 162H237V163H236ZM161 163H162V165L164 164V165H163L164 168H163L162 166H160ZM202 163H203V162H202ZM234 163H235V164H234ZM238 163H240V164L242 163L241 166H242V169H243V170L240 168L241 166L239 167L240 164L238 165ZM167 164H169V165H167ZM176 164H177V165H176ZM236 164H237L238 166H237ZM154 165H155V164H154ZM217 165H218V166L221 165L222 168H221V166H220L221 169H219V167H218ZM227 165H228V167H227ZM235 165L237 166L236 169H234V168H235ZM158 166H159V167H158ZM213 166H211V167H213ZM160 167H162V168L160 169ZM180 169H181V167L179 168V171H180ZM223 169H222V170H223ZM226 169L229 171V174L232 175V176L230 175L231 177L228 176V171H227V172L225 171ZM239 169H241V171H240ZM173 170H172V171H173ZM233 170H234V171H233ZM237 170H238V171H237ZM174 171H173V172H174ZM179 171H177V172L180 173ZM235 171L238 172V173H236ZM177 172H175V173H177ZM178 173H177V174H178ZM218 173L220 174V172H218ZM239 173H240V174H239ZM219 174H218V175H219ZM233 174H234V175H233ZM218 175L215 174V175L212 176V177H214V179H215L216 177H218ZM215 176H216V177H215ZM233 176H234V178L237 179L238 183H237V181L234 182V184H233V182H231V181H235V180H236V179L234 180ZM235 176H236V177H235ZM229 179H232V180H229ZM180 181H181V179H180ZM180 181H179V183H181ZM239 181H240L241 183H239ZM230 182H231L232 184H231ZM120 183H121V184H120ZM179 183H178V185H181V186H182L183 183H182V184H179ZM236 183H237L238 185H237ZM128 184L131 186V187L128 186L129 188H132L133 190H135V189L133 188V186L135 185V183L133 184V183H131V182H127V185H128ZM235 184H236V185H235ZM241 184H242V186H241ZM121 185H122V182H119V187H120ZM181 186H180V187H181ZM183 186H184V185H183ZM183 186H182V188H183ZM128 187H127V188H128ZM241 187H242V188H241ZM127 188H126V189H125V188L123 189V185H122L121 190H125V191H127V192L131 191V189L128 191L129 188H128V189H127ZM135 188H136V187H135ZM111 189H113V188H111ZM114 189H115V190H113V191H116V188H114ZM136 189H138V187H137ZM179 189H180V191L183 192V190H184L185 188H184L183 190H182L181 188H179ZM138 190H139V189H138ZM243 190H244V191H243ZM261 190H263L262 193L260 192ZM111 191H112V190H111ZM113 191H112V192H113ZM119 191H120V189H119L117 192H119ZM136 191H137V190H135V192H136ZM251 191H254V193H258V194L260 193V194H259V195H258V194H254V193H252ZM107 192H108L107 194H109L110 191L107 190ZM112 192H111V193H112ZM120 192H122V191H120ZM127 192H126V193H127ZM132 192H133V191H132ZM184 192H185V194L187 193L186 191H184ZM190 192H191V191H189V193H190ZM250 192H251L252 194H254V197H253V198H254L255 200H254V199H251L253 195L250 194ZM104 193L106 194V192H104ZM122 193H125V192L123 191ZM137 193H138V191L136 192V194H135L134 192L131 193V194H132L133 196H136ZM189 193H188V194H189ZM247 193H248V194H247ZM88 194H89V193H87V195H88ZM105 194H104V195H100V196H98V198L101 197V196H103V199H102V197L100 198V199H102V200H101V203H102V201H103V203H105V202H104L105 200L108 201V200L110 199V198H109V199H108V198L105 199V198H106V197H105ZM114 194L117 195V193H114ZM129 194H130V192L127 193V195H129ZM131 194H130V196H131ZM134 194H135V195H134ZM182 194H183V193H182ZM182 194L180 195V197H182V200H181L180 198H179V200H178V203L181 202V207H182L183 205H185V204H187V205L189 206L188 202L186 203V201H188V199H189V203H190L191 205H192V203H193V204H194V203L196 204V202H197L196 200L200 201V200H199L200 197L198 198V195H197L195 192H193V193L191 192V194H194V197L196 196L197 199H196V200H192V201L190 200L191 197H192L191 194L188 195V196H191L190 198H187L188 196H187V197H184V196H182ZM195 194H196V195H195ZM243 194H244V195H243ZM249 194H250V195H249ZM261 194H262V196H261ZM109 195H110V194H109ZM109 195H108V196H109ZM119 195H120V193H119ZM123 195H124V194H123ZM123 195H121V196H123ZM127 195L125 196V198L127 197ZM183 195H184V194H183ZM241 195H242V196H241ZM248 195H249V196H248ZM256 195L258 196L259 199L257 198ZM106 196H107V195H106ZM108 196H107V197H108ZM117 196H118V195H117ZM117 196L113 195V193H112V199H110V200H111V201H112V200H116V199H113V198H115V197H117ZM133 196H132V198L134 199V200L132 201V205L134 204L133 206L130 205L129 202H127L128 205L125 206L126 209H125L124 206H123L124 208L122 209L121 206H122L123 204H121V203L118 204L119 207H120V209H121V211L125 210V212H122V214L125 213V217L128 216V212H129V211L127 212V209H128V210H129V209H132V207H134L136 204H138V205H137L138 207L135 206L134 208L137 207V208L139 209L138 211H140V207H139V205L141 204V205H140L141 207L145 205V204L142 205V203H136V204L133 203L135 200L138 201V200H137L138 198L141 200V198H140L141 196H137L138 198L135 197L136 199H135ZM147 196H149V194H148ZM147 196H146V199L148 198ZM185 196H186V195H185ZM128 197H129V196H128ZM119 198H120V196H119ZM119 198L117 197V201H118ZM123 198H124V197H123ZM166 198H167V197H166ZM184 198L187 199V200H185ZM201 198L203 199V197H201ZM245 198H246V199H245ZM100 199H99V200H100ZM104 199H105V200H104ZM121 199H122V198H120L119 200H121ZM130 199H131V197H130ZM209 199H211V201H212V199H214V198H213V197L211 198V196L208 197V199H207V197H204L203 200H207L208 203H209V201H210ZM231 199H232L233 202L230 201ZM247 199L249 200V202L247 201ZM110 200H109V202L112 203ZM123 200H124V199H123ZM125 200H128V201H129V198H128V199L126 198ZM125 200H124V202H126ZM131 200H132V199H131ZM131 200H130V202H131ZM140 200H139V201H140ZM180 200H181V201H180ZM183 200H185V201L183 202ZM256 200H259V203H258ZM260 200H262V202H260ZM117 201H115V202L117 203ZM139 201H138V202H139ZM148 201H149V200H148ZM148 201H147V202H148ZM179 201H180V202H179ZM195 201H196V202H195ZM211 201H210V202H211ZM236 201H237V202H236ZM115 202H113L114 205L116 204ZM121 202H123V201L121 200ZM141 202H142V201H141ZM147 202H146V205H147ZM149 202H150V201H149ZM182 202H183L184 204H183ZM201 202L203 203V202H206V201H201ZM255 202H256V204H255ZM103 203H102V204H103ZM106 203H108V202H106ZM110 203H109V204H110ZM113 203H112V204H113ZM118 203H119V201H118ZM176 203H177V200H176ZM208 203H206V204H207L208 206H210V205H212V204L215 203V202H214V200H213L211 204H208ZM240 203H241V204H240ZM250 203H252V205H250ZM260 203H261V204H260ZM102 204H101V206L103 207ZM203 204H204V203H203ZM233 204H234L235 206H234ZM245 204H246V205H245ZM248 204H249V205H248ZM85 205H87V204H85ZM105 205H106V204H104V206H105ZM116 205H117V204H116ZM146 205H145V206H146ZM148 205H149V203H148ZM148 205H147V207H149V206H151V205H153V204H150L149 206H148ZM176 205H177V207H180V204H179V205H178V204H175V206H176ZM191 205H190V206H191ZM204 205H205V204H204ZM207 205H205V207H208ZM247 205H248V206H247ZM87 206H88V205H87ZM91 206H92V205H91ZM106 206H107V205H106ZM130 206H132V207L130 208ZM145 206H144V207H145ZM190 206H189V207H190ZM70 207H71V206H70ZM73 207H74V206H72V207L69 208V209H72ZM84 207H85V206H84ZM102 207H100V208H102ZM111 207H113V205H111ZM111 207H110V208H111ZM114 207H115V206H114ZM147 207H145V208L147 209ZM153 207H154V206L150 207V208L152 209V211H153L154 209L157 210V211H158V210H162V209H160L159 206H156V208L159 207V209H156L155 207H154V208H153ZM183 207H187V206H183ZM212 207H213L212 210H214V209L216 208V207L214 206V204H213V206H211V208H212ZM230 207H231V209H229ZM89 208H91V207H90V206H88L87 208L85 207V209H84L83 211H85V210L87 209V210L85 211L86 214H85L84 212H81V213H84V214H82V215L79 214V218H78L77 216H76V217L73 216V215H74L73 213H72L73 215H71V213H69L71 216L68 215L69 218L71 217V219H73L72 217H75L76 220H77V218L81 220V219H82V217L80 218V215H81V216H83V219H82L83 222H85L84 219H85V220H88L87 222L90 221V222H91V225L87 223V225L84 224V226H81V227H83V229L86 227V228H85L86 231H84V230L79 226V223H80L81 225H83V224H82V220H81V222H80V221H75L74 219H73L72 221H71V220L69 221V223H70V222H74V223L78 222V225H77V223H76L75 225L72 223V225L75 226V227H76V226L80 227V228H81L80 230H82V231H80L79 229L76 230L77 227H76V229H74V227H70V228H73V231L75 230L76 233L79 231L78 234H80V236H83V237H82V239H78L77 236H75L76 240L78 239V241H79L78 243H76L77 241H76V240H73V239H75V238H72L74 235H76V233L74 232L75 234L73 233L74 235H72V234H71V233H72V231H71L72 229L69 228V226H71V223H70V225L67 224V225H68L67 228L70 229V230L67 229V231H71L70 235H72V236H70V235L68 234V237L72 239V240H69V239H68V241H70V242H71V241H74L73 243H75V244H74V247H73L72 244H71L72 242H71V243L69 242V243H70V246H68L69 244L66 243L67 246H68V247H66V250L68 249V250H69V253H67L68 251L64 252V254H65V253L68 254V257L66 256L67 254H66V255L63 254V255H64V258H65V256H66V258H68L67 261L65 260V262L63 261L64 259L62 260V262H64L65 264H75V263H76V264H79L80 262H81L80 264H87V263H89V264H95V263L99 264V263L101 262L100 260L102 259V257L106 255V252H105V254H104V252H102V255H103V254H104V255L101 256V258H100L99 254L101 255V251H99V250H104V251H105V249H106V251H107V250L109 251L108 247H109V246L112 247V245H115V244L118 246V244H117L118 241L116 242V240H120V239L122 240V241L120 240V242L122 243V244H121L122 247H121L120 245H119V247L122 248V249H118L119 247H118V248H115V249H114V248L112 249L111 247H109L110 250H115V251H116L117 249H118V251L120 250L119 252L117 251L118 253L115 252V251L113 252L115 255H116V253L119 254L120 257L122 256V255H121L122 252H123L124 254H127V255H128V253H129V250L127 249V248H128L127 246L124 247V249H126V251L128 250V253H125V252H124L125 250H124V251H121V250H123V244H127L128 246H130V245H129V242H127V240L132 241L131 243H133L134 241H137V242H136L137 244H133V245H134L133 247H132V244H131V247H130V249H132L134 253H135L136 251H138V249H140V247L138 248V245H139V244L147 245V243H149V242H152V244H156V242L159 241L158 238H157V241H156V239H155L156 237H155V238H152V237H151L152 233L154 232V231H153V229H154V224H155V228H156V229L163 228V230H166V229H165V226H166V228H169V229H170V230L168 229V230H166V231H163V233L161 232L162 229L159 230L164 236H163L162 234H160L156 229H154V230H156L155 232H158V233L161 235V236H159V234L156 235L157 233L154 232V234H155L156 236H159V238L162 239V237H163V240H164V238H165V240H167V239H166V234H167V236H169L168 234H171V233L173 232V235H172V236L170 235V236H171V238L175 239V241L177 240V241H176L177 244H176V242H175V244H173V246H176V245L178 246L180 243H181L180 246H182V245H184V242L186 241L185 244H187L190 248L192 247V246H190V245H191L190 243H192V242H191V239H192V238H189V239H190V242H189L190 245L187 243V240H188V239H187V237H188L187 235H188V234L186 235V230H187V227H188V229H189V226L186 225V224H187V223H190V222H189V221H184V220H185L186 218L189 220L190 218H188L186 215H185V218H183L184 220H181V222L184 221L185 223H184V222H183V223L180 222L182 225H184L183 229H184V230L186 229L185 231L182 230L183 232H185V234L183 233V235H184V236H183L182 233H181V230H180V233H179V232H178L179 230H178V229H174V226H173V225L176 223L174 220L176 219V220L178 221L179 218H180V216H179V217H174V216H173V217H172V216L170 217L171 214L169 215V212H168L167 210H165V212L163 211L162 214H161L159 211H158V212L154 211V212L156 213L155 215H157V216H156V217H152L154 212L150 211V210H151L150 208H148L149 210H146V211H145V209H144L145 212H148V211H149L148 213H151V212H152V213H151V216H149L150 214L147 215V216H148V217H147V220H146V216H145V218H144L145 221H146L145 224H146V223H147V224L149 223L148 219L152 220V221H151L152 223H151V222L149 223L150 225H152V226H151V229L153 228V229H152L153 232H152L151 229H150V230L148 229V227H150V225L147 226V225H145V224H142V223L144 222V220H141V221H143V222H140V221H139L140 219L143 218V217H142V213L144 212V211H143V207H142V211L140 212L141 215L139 216V217H140L139 220H138L137 218L135 219V216H133V215H135L136 213H138V214H136V217H137V215H139V212H136V213H135V211H137V210L132 209V210H134V212H133L132 210H130L131 213H132L131 218L134 217V219H135V220H132V219H133V218H132V219H131L132 222L134 223V221L138 220V223H139V224L141 223L142 226H140L138 223H136L137 221L135 222V224L130 223L131 221H130V222L128 221V224H130V225H128L127 222H124L125 224H121V225H125V226L127 225V228H130V227L133 226L134 229H131V228H130V229L133 230V231H134L135 229H137V233H135L136 230H135L134 232L132 231L134 235L131 234V232H129V234H131L132 236H134V237L137 238V239H138V238L141 239V235H142V233H143L144 230H145L144 228L147 227V228H146L147 230H146L145 232H150V233H149V234H151L150 237H151L152 239H154L153 241H150V239H151L150 237H147V238L144 237V236L147 234V233H145V235H143V237L147 239V240L145 239L147 242L145 241V242H141V243H140V242H138V241H142V240L144 239L143 237H142V240H139V239H138V240H135L134 238H131V237H126V238H128V239H126L124 236H129L128 233H126V232L129 231L130 229H127V228L124 226V227H122V228H123V229L125 228L127 231L124 229V232H123V231L121 230V229H122L121 226H119V223H117L118 226H119V228H118L117 226H115V228H117V229H116V230H117V231H116L117 233L115 232V235H114L115 228H114L113 225H116L115 223L119 221L118 219H117V221H116L115 223L113 222V224H111V225L113 226L114 229L112 228L111 225H110L111 227H110L109 225L106 226V225H104L105 223L103 224V223L101 222V221H104V222L106 221V222H107V219L105 220V217H104V216H106V215H104V214H107V215H108V214H111V213H113L115 210H114L113 212H109V211L112 210V208H111V210L108 211V209H109L108 206L106 207V210L103 209V208H104V207H103L102 209H103V211L105 210L104 212H106V211L109 212V213H108V212H107V213H103V215H104V216H103V215L101 214V212L97 211L98 209H97L96 207H93V208H94L93 215L91 214L92 211L90 212V216H93V217H90V218H89L90 220H89V219H87L88 217L85 218L86 215H87V213L89 214V211H90ZM93 208H92V210H93ZM137 208H136V209H137ZM208 208H209V207H208ZM211 208H210V210H211ZM73 209L75 210V208H73ZM113 209H114V208H113ZM115 209H119V208L116 207ZM216 209H217V208H216ZM216 209H215V210H216ZM74 210H69L68 212H70V211H73V212H74ZM208 210H209V209H208ZM210 210H209V211H210ZM212 210H211V212L213 213ZM100 211H102V210L100 209ZM121 211H119V214H120ZM75 212H76V210H75ZM96 212H99L98 214H99V215H102L103 218L101 217V218H102L101 221H100V218H98V217H100V216H99L98 214H96ZM116 212H117V211H116ZM126 212H127V216H126ZM145 212H144V214L146 215ZM215 212H216V211H215ZM23 213H24V212H23ZM131 213H130V214H131ZM134 213H135V214H134ZM148 213H147V214H148ZM157 213H159V214L162 216V218H161V216H160L159 214H157ZM164 213H165L166 215L168 214V215H169V218H170V219L168 220V216H165L166 218L164 217L165 220H166V219L168 220V221L166 220L167 223H165V220H163V214H164ZM75 214H76V213H75ZM119 214L117 215L118 217L113 216V214H112V216L115 217V218H119V217H120V220H122V222L127 220L124 216H122V217L120 216V215H122V214H120V215H119ZM165 214H164V215H165ZM214 214H215V213H214ZM96 215H98V216H96ZM114 215H116V213H115ZM158 215H159L160 217H159ZM87 216H89V215H87ZM112 216L109 217V215H108V216H106V218H107V217H108V218H112ZM129 216H130V215H129ZM143 216H144V215H143ZM95 217H96V218H95ZM123 217H124V218H123ZM139 217H138V218H139ZM141 217H142V218H141ZM149 217H150V218H149ZM151 217L154 218V219L157 218V219H158V220H157L158 222H159V218H160V222H161V220H163L164 223H160L161 225H163V227H162L161 225H159V223H157V222H155V221H154V222H155V223H154V222H153V219H151ZM158 217H159V218H158ZM97 218H98V219H97ZM121 218H123L124 220L121 219ZM171 218H172V220L174 221V223H173V221H170ZM173 218H174V219H173ZM177 218H178V219H177ZM96 219H97V220H96ZM103 219H104V220H103ZM125 219H126V220H125ZM129 219H130V218H128V220H129ZM180 219H182V216H181ZM187 219H186V220H187ZM4 220H5V219H4ZM95 220H96V221H95ZM109 220H110V219H108V221H109ZM114 220H115V219H113V221H114ZM94 221L96 222V227H97V228H94V227H95V225H94L95 222H94ZM98 221H100V222L104 225V226L101 227V228H103V229H108V230H109V227H110V229H111L110 233L112 232V229H113V232H112V233H113V235H114L115 237H117V238H118L119 236L124 235V234H121V233H125V235L122 236V237H124V239H126V240H124L122 237H121L120 239H119V238L116 239L113 235L111 236L110 234H106L108 231L106 232V230H105V231H104V232H105V235L108 236V239L111 238V239H109L110 241L113 239L112 237H114L116 240L113 239V240L111 241L112 243H110V242L108 243V242L106 241L107 246H104V244H102V243H104V242H102V239H104L103 236H105V235H104L102 229H100V230H102V234H100L101 231H98V230H97V229H98V225H99V224H97ZM36 222H37L38 224H37ZM111 222H112V219H111ZM111 222H108V224L111 223ZM122 222L120 221V223H122ZM169 222L172 223V224H170V226H172V227H170V226L168 227V226H167V225H169V224H168ZM29 223H30V222H29ZM35 223L37 224V226L39 225V226H38L39 228L41 227L40 229L37 228V229L39 230V231H38V230H37V231H38V232L41 234V236H42V233L44 232V227H43V225L40 224V222H38V221H35L34 224H35ZM67 223H68V222H67ZM85 223H86V222H85ZM93 223H94V224H93ZM101 223H100V224H101ZM156 223L160 226V228H158L159 226L156 225ZM177 223H178V225H179V221H178ZM177 223H176V224H177ZM23 224H25V223H23ZM27 224H28V223H27ZM27 224H25V225H23V226H25V229L27 230L28 235H26V236L24 237L25 239L23 238L24 241H23V240H20L21 242L23 241L22 243H23L24 246L19 245V247H20V246H21L20 248L23 247V248L25 249V251H24V249L22 248V249H23V252L20 253V252L18 251V249H17L18 252H16V253H17L16 255H19L18 253H20V254L22 255V256L19 255V256H18V257H19L18 259H20V256H21V259L24 258V260H25V259H26V256H25V255H28V256H27V260L29 259V261H25V262H28V263L31 262V263H29V264H35V263L37 264L38 262H40V264H43V263L45 264V263H47L46 258L48 259V262L50 261L49 264H56V262H57V264H59V262H58V258H59V261H60V256L63 258L62 254H60L61 252H59L60 250H59V251H58V250L51 251V250H53V249H51V250H47V249H49V248H51V247H53V248H55V249H58V246H55V245H57L58 243H57V244L54 243L55 245L52 244V245H54L55 247H54V246H51V244H50L49 242L52 243V240H54V239H52L51 241H49V238L45 235V236H46V239H48L47 241H49V242H46V241H45V242H46L45 244L48 246L47 243H49V246H48V248H46L45 246L42 247V249H43V250L41 251L42 253L39 251V254H38V252H37L38 250H37V249H36V250H33L34 248L32 247V244H30V245H31V247H30L29 243H32V242L37 243L36 241L39 240V242H38L37 244H38L39 246H40V245L42 246V243H43V245H44V242H43L42 240L44 239L45 236L43 235L44 237L42 236L43 239L41 240L42 237L40 236V234H39V236H38V233H36L37 236H35L34 233H33L34 230H31V228H32V229H35V228H33L34 226H33V225H32V227L29 226V227H30V228H29V227H28L29 224H28V225H27ZM31 224H33V223H31ZM31 224H30V225H31ZM36 224H35V225H36ZM164 224H165V225H164ZM181 224H180V225H181ZM26 225H27V228H26ZM88 225L90 226L89 231H90L91 233L94 234V232H92L91 230H93V231L95 230V234H96V235H99V234L101 235V237H102L101 241L99 240L100 235H99L98 239L95 237V236H96L95 234H94V235H95L94 237L96 238V240H97L96 242H97L98 244H100V246H101V244H102L101 248H103V246L105 247L104 249L97 248V250H98V254H97V252H96L97 255H96L95 258H97V256H99V257L97 258L98 260H97V259H94V260H97V261H95V263L93 262L94 260L92 259V257H94V255H95V250H96V249H95V250H94V249H91V248H93V245H94L93 243L95 242V239L92 238V234L89 235L90 232L88 231V228H89ZM93 225H94V226H93ZM131 225H132V226H131ZM134 225H135V226L138 225L139 227L137 226V228H135ZM144 225H145V226H144ZM180 225H179V226H180ZM182 225L180 226L181 228L179 227L180 229H182ZM21 226H22V225H21ZM37 226H35V227H37ZM87 226H88V228H87ZM91 226H92V228H91ZM100 226H102V225H99V227H100ZM128 226H129V227H128ZM157 226H158V227H157ZM176 226H177V225H175V228H176ZM186 226H187V227H186ZM3 227L5 228V225H4ZM3 227H2V228H3ZM42 227H43V229H42ZM105 227H106V228H105ZM142 227H144V228H142ZM177 227H178V226H177ZM185 227H186V228H185ZM4 228H3V230H5V229L8 228V227H6L5 229H4ZM21 228H22V227H21ZM120 228H121V229H120ZM138 228H139L140 230H141V228L144 229V230L142 231V233H141V231H140V232H139V233H140V236L137 235V236H138V237H137V236H135V234H139V233H138V231H139ZM41 229H42V230H41ZM171 229H174L175 231L178 230V231H177V232H175V231H172V232H171ZM96 230H97L98 232H96ZM118 230H119V232H118ZM120 230H121V231H120ZM131 230H130V231H131ZM148 230H149V231H148ZM32 231H33V232H32ZM83 231H84V232H83ZM167 231H169V232H171V233H169V232H167ZM3 232H4V231H3ZM31 232L33 233V237L35 236V238H36V239L34 238V241H32V233H31ZM35 232H36V231H35ZM80 232H81V233H80ZM82 232H83V233H82ZM88 232H89V233H88ZM99 232H100V233H99ZM165 232H166V233H165ZM98 233H99V234H98ZM108 233H109V232H108ZM112 233H111V234H112ZM118 233L121 234V235H117ZM174 233H175V235H174ZM177 233L181 234V236L178 235ZM81 234H82V235H81ZM87 234L91 237V239H94V241H93V240H90V241H89V239H88V241H86V240H87L86 238H90L89 236H87ZM149 234H147V235L149 236ZM154 234H153V236H154ZM131 235H130V236H131ZM176 235L179 236V238H178L179 240H180V239L184 240L183 237H186V238H185L186 240L183 241V244H182L181 241H180V243H179L178 239H176V238L174 237V236H176ZM80 236H79V237H80ZM84 236H85V237L87 236V237L85 238ZM110 236H111V237H110ZM38 237H39L40 239H39ZM180 237H181V238H180ZM37 238H38V240H37ZM80 238H81V237H80ZM84 238H85L86 240H84ZM129 238H130V239H129ZM167 238H169V237H167ZM171 238H170V239H171ZM1 239H3V238H1ZM30 239H31V240H30ZM105 239H106V237H105ZM108 239H106V240H108ZM133 239H134V241H133ZM148 239H149V241H148ZM152 239H151V240H152ZM170 239H169V240H170ZM173 239H172V240H173ZM40 240L42 241V243H40V242H41ZM44 240H45V239H44ZM98 240H99L100 243L98 242ZM123 240H124L126 243H125V242L123 243ZM165 240H164V242L161 241V240H160L161 242H160V241L157 242V243L159 244L160 247H161L162 244L164 243L163 245H165V246H164V247L162 246V249L168 247V245H166V243H169V242H170L171 245H172V243H173L172 240H171V241H168V242L165 241ZM20 241H18V242H20ZM31 241H32V242H31ZM55 241L57 242V240H55ZM66 241H67V240H66ZM68 241H67V242H68ZM83 241H84V243H83ZM91 241H93V242H91ZM114 241H115L116 243H115ZM154 241H156V242H154ZM1 242H3V241L1 240ZM4 242H5V239H4ZM81 242H82V243H81ZM120 242H119V243H120ZM153 242H154V243H153ZM194 242H195V241H194ZM194 242H193V244H194ZM6 243H8V242H6ZM22 243H21V244H22ZM35 243H33V244H35ZM39 243H40V244H39ZM79 243H80V244H79ZM90 243L93 244L91 248L89 247V246H91ZM113 243H115V244H113ZM134 243H135V242H134ZM2 244H3V243H2ZM4 244H5V243H4ZM4 244H3V246H4ZM76 244L81 245L80 247H82L83 249H84V247H86V248L82 251L84 254H86V252H88L89 249H90L91 251L94 250V253H93V251L91 252V253H93V256H92V257L90 256V254H89L90 251L87 253V255L89 254V255H88L89 258H87V260H86V257H84V256H82V255L79 256L78 253L81 252V251H79V250L82 249V248L78 249V251H79V252H78V251L76 250V248H75V247H76ZM89 244H90V245H89ZM106 244H105V245H106ZM111 244H112V245H111ZM152 244H148V246H147V248H148V250H149V253H146V256H147V257H148V255L151 253V252H150V249H151V251H154L155 249L157 250V249L159 248V246H158V248H156L157 246L154 247V245L152 246ZM0 245H1V244H0ZM38 245H33V246H38ZM83 245H84V247H83ZM95 245H96V244H95ZM95 245H94V247H96ZM144 245H143V246H144ZM156 245H157V244H156ZM169 245H170V244H169ZM194 245L197 246V244H194ZM194 245H193V247L195 248ZM1 246H2V245H1ZM41 246H40V248H41ZM50 246H51V247H50ZM98 246H99V245H98ZM98 246H97V247H98ZM124 246H125V245H124ZM143 246L141 245V248H142ZM166 246H167V247H166ZM188 246H184V248L181 247L180 249H182V248H183V249H186L185 247H187V249H188V248H189ZM56 247H57V248H56ZM70 247H71V248H70ZM72 247L75 248L74 250L77 252V254L74 252V254H75L76 256L73 255V253H70V251L73 252V251H72ZM88 247H89V249H88ZM113 247H114V246H113ZM134 247H135V248H134ZM149 247H150V249H149ZM151 247H152V248L154 247V250H153ZM178 247H179V246H178ZM178 247H177L176 249H174V250H176V251L173 252V251H174V250H173L172 253H170V251H171V249H173V247H172V248H171V247H168V248H171L170 250L168 249V250H169L168 253H167V252H163L162 249H161L160 251H159V249H158V251H156V252H158V253H155V251H154L153 253L150 254L151 256H149V259H148V260H150V259L153 257L152 260L149 261V263H150V264H151V263L153 264L154 261H155V262H157V264H159L160 262H161L162 264H169L170 262H171L170 264H180V263H183V259H184V258L187 259V260L189 259V260L191 261V262H189V260H188V264H192V262H193V263H194V262H195V263L197 262V259H196V258H197L198 253H194L195 255L192 253V255H194V256H193V258H192L193 260H191V258H190V256H192L191 253H190V256H186V257L184 256V257H182V256L184 255V254H183L184 251L181 250V251H182V253H181V252L178 250V249H179ZM15 248H16V247H15ZM44 248H46V249H44ZM59 248H60V245H59ZM77 248H79V247L77 246ZM133 248H134V249H133ZM137 248H138V249H137ZM147 248L145 247V250H146ZM194 248H193V249H194ZM22 249H20V250H22ZM30 249H32V251H30ZM38 249H39V247H38ZM70 249H71V250H70ZM86 249H88V251H87ZM136 249H137V250H136ZM39 250H41V249H39ZM46 250H47V252H46ZM134 250H135V251H134ZM141 250L143 251L144 249L142 248ZM141 250H139V251H141ZM145 250H144V252H145ZM165 250L168 251L167 249H165ZM165 250H164V251H165ZM177 250L179 251L178 255H176V254H177ZM4 251H5L6 253H8V252H12V251H14V249L11 248V250H10V249L8 248L7 250L4 249L2 252L5 253ZM33 251H34L35 254H33ZM35 251H36V252H35ZM56 251H57L58 253H57ZM186 251H187V250H186ZM190 251H192V250H190ZM31 252H32V253H31ZM54 252H55V253H54ZM99 252H100V253H99ZM120 252H121V253H120ZM130 252H131V250H130ZM133 252H131V253L133 254V256L136 257V256L139 255V254H138V255H137V254L135 255ZM146 252H147V251H146ZM159 252H161V253L159 254ZM3 253L0 252V254H3ZM12 253H14V252H12ZM28 253H31L32 255H34V258H37V257H38V259H39V258L42 257L43 259L41 258L42 260L39 259V261H38V259H37V262H34L35 259H33V258H32L33 260L30 259L29 257H30L31 254L29 255ZM40 253H41V255H40ZM44 253H45V254H44ZM83 253H81V254H83ZM108 253H110V252H108ZM138 253H140V252H138ZM141 253H142V252H141ZM154 253H155V254H154ZM169 253H170V255H169V257H170V261H169V257L167 256V254H169ZM175 253H176V254H175ZM180 253L183 254V255H180ZM184 253H185V255H186V252H184ZM42 254H43V255H42ZM50 254H51V255H50ZM58 254H59L60 256H59ZM84 254H83V255H84ZM129 254H130V253H129ZM132 254H131V255H132ZM142 254L145 255V253H142ZM142 254H140V255H142ZM147 254H148V255H147ZM153 254H154L155 256H153ZM162 254L164 255V259H165V260H164V259L162 260V258H163V257H162V256H163ZM171 254H172V255H171ZM9 255H12V254L9 253ZM32 255H31V256H32ZM39 255H40L41 257H40ZM48 255H49V257H46V256H48ZM54 255H55V256H58V258L55 257ZM77 255H78L79 257H78ZM111 255H113L112 252H111ZM111 255H110V258H109V259H110V260H111V259H114V260H111V261H110V260L108 259V257H107V256H108V254H107L106 257L103 258V260H105V262H106L105 264H110V262H114V261L116 260L115 258L118 257V255H116L117 257H112ZM115 255H114V256H115ZM127 255H125V256H127ZM144 255H142L143 258H144ZM173 255H174V256H173ZM199 255H200V254H199ZM5 256H6V254H5ZM36 256H37V257H36ZM52 256H53V257H52ZM72 256H74V257H72ZM81 256H82V257H81ZM125 256H123V257H125ZM172 256H173V257H172ZM175 256H176V257H177V256H180V257H181V258L178 257V259H179V260H177L178 262L175 261V260H176V259H174ZM206 256H207V255H206ZM210 256H211V255H209V257H208V256H207V257H208L209 259H210L211 257H212L211 259H214L213 256H211V257H210ZM13 257H16V259H17V256H12V258H13ZM51 257H52V259H51ZM69 257H70V258H69ZM71 257L73 258L72 261H70V259H72ZM77 257H78V258H77ZM80 257H81V258H80ZM90 257H91V260H90ZM120 257H118V258H119L120 261H122V260H121L122 258L120 259ZM128 257H130V256L128 255L127 257H125V259L128 258ZM147 257H145V260H146V261H145L143 258H141V256H138V258H139L140 260H144V263H145V264H147V262H148V260L146 259ZM150 257H151V258H150ZM159 257H160V258H159ZM165 257H167V258H165ZM171 257H172V258H171ZM187 257H188V258H187ZM200 257H201V255H200ZM200 257H199V258H200ZM207 257H204V258H207ZM6 258H7V257H4V259H6ZM9 258H10V257H9ZM55 258L57 259V261L55 260ZM76 258H77V259H76ZM83 258H84V259H83ZM99 258H100V259H99ZM106 258L110 261L109 263H107L108 261L106 260ZM118 258H117V260H118ZM154 258H155V260H154ZM182 258H183V259H182ZM199 258H198V259H199ZM208 258H207V259H208ZM14 259H15V258H14ZM53 259H54V260H53ZM130 259L134 260V257H132V258L130 257ZM130 259H128V262H130L129 264H131V262H133V261H129ZM135 259H136V258H135ZM139 259H136L135 262H136V261H137V262H136V263L133 262V264H137V263H139V261H140ZM171 259H172V261H171ZM173 259H174V260H173ZM181 259H182V261H181ZM195 259H196V261H194ZM207 259H206V261H207ZM30 260H32V261H30ZM40 260H41V261H40ZM75 260H76V261H75ZM78 260H80V261H78ZM85 260H86V261H85ZM89 260H90V262H89ZM92 260H93V261H92ZM117 260H116V264L119 263V261L117 262ZM126 260H127V259H126ZM126 260H125V261H126ZM138 260H139V261H138ZM156 260H157V261H156ZM167 260H168V261H167ZM200 260H201V259H200ZM202 260H203V258H202ZM202 260H201L200 262L198 261L196 264H200V263L202 264V263H203ZM5 261L7 262L8 259H6ZM18 261H19V260H18ZM18 261H17V264H18ZM45 261H46V262H45ZM69 261H70V263H69ZM99 261H100V262H99ZM152 261H153V262H152ZM159 261H160V262H159ZM164 261H165V262H164ZM184 261L187 262L186 260H184ZM206 261H205V259H204V262H205V263L210 262V261H207V262H206ZM9 262H13V263H14L15 261H13V260L10 261V260H9ZM20 262H21V261H20ZM20 262H19V263H20ZM25 262H21V263H24V264H25ZM33 262H34V263H33ZM51 262H52V263H51ZM62 262H60V264H61ZM66 262H67V263H66ZM72 262H73V263H72ZM78 262H79V263H78ZM85 262H86V263H85ZM98 262H99V263H98ZM102 262H103V261H102ZM158 262H159V263H158ZM185 262H184V264H185ZM1 263H2V262H1ZM1 263H0V264H1ZM3 263H4V261H3ZM120 263H123V264H124L125 262H124V260H123V262H120ZM140 263L142 264L143 262L141 261ZM144 263H143V264H144ZM205 263H203V264H205ZM5 264H6V263H5ZM7 264H8V262H7ZM10 264H12V263H10ZM14 264H16V262H15ZM62 264H63V263H62ZM100 264H101V263H100ZM102 264H104V262H103ZM111 264H113V263H111ZM114 264H115V263H114ZM125 264H128V263H125ZM154 264H156V263H154ZM186 264H187V263H186Z\"/></svg>",
    "mask_w": 264,
    "mask_h": 264
}]
</instances>
